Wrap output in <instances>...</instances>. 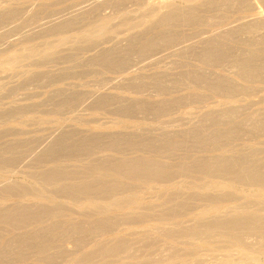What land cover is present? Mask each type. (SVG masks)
<instances>
[{
    "label": "rangeland",
    "instance_id": "rangeland-1",
    "mask_svg": "<svg viewBox=\"0 0 264 264\" xmlns=\"http://www.w3.org/2000/svg\"><path fill=\"white\" fill-rule=\"evenodd\" d=\"M3 1V2H2ZM103 1V0H102ZM105 1H107V0H104V2H101V0H0V5L1 6H3V7H8V8H12V10H14V9H16V10H14V11H11L10 9H8V8H5V12L3 11V13H2V11H1V13H0V25H2L3 26V29H1V26H0V33H2V34H0V42H1V44H0V50L1 49H3V50H1L0 51V112L2 113V114H0L1 116V120H0V131H1V133H0V144H2L1 146H3L4 147V149H1V148H3V147H0V169H2L1 168V164L3 163V162H5V164L6 163H8V165L9 166H5V164H4V166H3V164H2V166L4 167V169H3V171L2 170H0V172H5V174L3 175L2 173H0V185H2L3 183H5L6 181L5 180H7V184H9L10 183V185H15V186H17V185H19L20 187H23L25 190H27L28 188H32L33 190H31V191H36L38 188H37V186H35L36 188L34 189V183L35 182H32L31 180H29L28 179V176L26 175L25 176V174L24 173H26L27 172V174H31V173H36V172H40L41 170L43 171V170H46V169H49V168H51V166H53L54 164H55V162H57V160H58V162H57V165L59 164V166L60 165H62L63 166V164H64V166H67L66 168L67 169H69V168H71V169H76V168H79L78 170H81L82 168H83V166H86L85 164H87L88 162H90V161H93V159L95 160V161H93V162H96L97 160L96 159H100L99 161H104L103 159L104 158H109L110 159V154L112 155V157L114 158V156L115 155H117V154H115L114 152H111V151H106V150H102L101 151V147L104 145V143H108L109 141H110V137H108L107 135H109V136H114V137H117V136H115L116 134L118 135V133H122V131H123V133H122V135H118V136H129L128 138L129 139H131V140H133V143L135 144V143H137L138 144V142L137 141H139V139L141 140V141H139V143H140V145H138L137 146V144L135 145V146H137V148H138V150H137V148L135 147V146H133L134 147V149L136 148V150H134L133 148H132V146L131 145H133V144H131V145H129V146H131V147H129L127 144H124V149H123V147H119V150H120V148H122V150H123V152H124V150H125V152L124 153H126V151H128V149L126 150V148H130L131 149V151H130V149H129V151H128V153H130V154H128V153H126L125 154V156H127V158H131V157H135V156H139L140 158H145V155H146V152H148V151H146V150H141L140 148L142 147L141 146V142H143L144 140H145V138L147 139V140H145V141H148L149 139L151 140H153L154 138H155V140L154 141H157L158 139H162L163 138V140H162V142H166L167 144L168 143H170L169 145H167V147L166 148H172V149H170V151L168 150V149H164L165 150V152L163 153V152H161L159 155L162 157L163 155H167V156H163L162 158L160 157H157V158H159L158 160L156 159V157L154 156V152H152V151H149L150 153H147L148 155L146 156V158L145 159H147V157L149 158V156L150 155H152V157H154L155 159H153L152 157H150L149 159H151V160H156V161H159V162H162L163 164H168V162H169V164L168 165H172V163H173V165H177L176 163H179V164H181V163H184V162H186V163H192V159L193 158H196V156L198 157V158H202V157H204L205 155L206 156H210V155H212V154H209V153H207L206 152V150L205 149H212V146H213V144H220L221 146H226L227 148H235L236 150L235 151H237V152H242V154L245 156V157H247V158H245V157H243V165H246V166H248L250 169H253V170H256V171H258L259 169H261V170H259L261 173L263 172L264 173V143H262V142H264V130L262 131V130H260V132H258V131H255V133L253 132L252 133V131L250 132V134H249V132H245L244 130H242L243 129V123L245 122V123H248V121H246V120H249V123H250V119H243V118H245V115H243V105H241L240 106V108H239V110L237 109L236 111H235V113H232V114H230V115H226L227 116V118H226V116H223L224 114H222V115H220V113L218 114L219 115V117H218V115H217V113H216V115H215V113H211V114H201V113H199L198 115L196 114V113H194V112H197V111H195L196 110V108H197V110H198V107H199V109L201 108V106H199V103H201L200 105H202V106H206L208 103V105H210V102L212 103L213 101H215L216 99H218L217 97H213V98H208V99H210L211 101H208V99H206L207 100V102L205 103L204 102V100H198V102H196V101H194V99H191L190 97H188V95H190L192 98H196V96H199V95H202V94H204L203 96H205V95H209V92L208 91H205L204 89H202V88H200L199 87V89H198V86H196L195 84H193V81L194 80H192L190 77H192V74H193V71L195 70V66H193V65H196V61H195V59H194V57H191V55H190V53L188 54V50H185V52L184 51H182L181 53L180 52H177L176 50H174L175 48L173 47V46H175L176 45V43H177V41H176V43L175 42H173V46L169 43L168 44V42L166 41V36L167 35H171V36H173L172 34H174V36L175 35H180L181 34V36L180 37H182L183 35H185V34H188V33H190L191 32V30H192V28L190 27V25L189 24H191V26H192V24L194 23V22H196L197 21V25L198 24H202V22L203 23H205L206 22V19H207V23L206 24H208L209 23V21H211L212 23H213V21H215V20H218V18H219V22H217V21H215V24L214 25H218L217 23H223V24H229L230 26L233 24L232 22L233 21H235L234 22V25H235V23L237 22V25L239 24V23H243V25H241L240 27H242V33H241V30H237V32H235V34H234V37H236V38H234L232 41H226L225 43H224V47H226V50L228 49V50H230V51H227V54H229L230 56H229V58H228V60L227 59H224V60H226L227 62L230 60V62L229 63H231V65H229V63H226V61H224L223 62V60H222V62H221V64H219L220 65V67L218 66V64H216V65H214V67H212V65H210V66H207V67H205L204 69H205V71H204V69H203V73L205 74V75H207V76H213L212 74H214L215 75V73H217L218 72V74L217 75H219V74H223V72H221V71H224V76H233V78H234V80L236 81V83H238L239 85H241V88L243 89V77L241 76V79L240 78H238L237 79V77H235L239 72L237 71V74L235 75V73H236V71H235V73H234V70H235V67L233 68V69H231L234 65H232V64H234L233 63V60H236V59H240V58H242V59H244V60H251V59H253L254 60V63H256L257 62V64H255L256 65V67H260L259 69L261 70V68L263 69V70H261L262 72H263V74H264V0H222V1H217L216 3H214L213 5H205V6H203V7H198V9H195V11L193 12V15L191 16V18H193V19H189V11L187 12V15H184V13H185V10H186V8H187V5H186V3L185 2H183L182 0H165V2H167V3H169V5H167V7H160V8H158L157 10H155L154 11V13L152 12V14L150 13L149 14V12L143 7V5H141V2H143L142 0H108L107 2H105ZM114 1V2H113ZM132 1V2H131ZM148 1H150V2H156V1H159V0H148ZM231 1L233 2V4L231 3ZM237 1V2H236ZM239 1H242V2H239ZM99 2H101V3H99ZM114 4H113V3ZM140 2V3H139ZM223 2V3H222ZM229 2L231 3V4H229ZM97 3L99 4V5H97ZM106 3V4H105ZM111 3V4H110ZM185 3V4H184ZM239 3L240 4H242V5H240V7H239ZM96 4V5H95ZM135 4V5H134ZM139 4V5H138ZM225 4H227L226 6H224ZM238 6H237V5ZM224 7H223V6ZM231 5V7H228V6H230ZM235 5V6H234ZM142 6V7H141ZM207 6H209V8L207 7ZM214 7V8H213ZM232 7H236V8H232ZM145 10H144V9ZM209 9V10H207V9ZM223 8V9H222ZM228 8H230V9H228ZM8 11H10L11 13H13V15H11V17L10 16H7V20H6V15L4 16V14H6V12H7V10ZM97 9V10H96ZM215 9V10H214ZM221 9H222V11H221ZM226 9H228V10H226ZM240 9H241V11H240ZM243 9V10H242ZM184 10V11H183ZM197 10V11H196ZM219 10H220V12H219ZM159 11V12H158ZM208 11V12H207ZM210 11V12H209ZM218 11V12H217ZM230 11V12H229ZM234 11V13H232ZM145 12V13H144ZM184 12V13H183ZM105 13V14H104ZM156 13H158V14H162V15H158V14H156ZM216 13H219V14H217L216 15ZM224 13V14H223ZM93 14L95 15V16H93ZM98 14H100V15H98ZM146 14H147V16H146ZM163 14H164V16H163ZM186 14V13H185ZM195 14V15H194ZM199 14V17H198V19H196L195 18V16H197ZM243 14V15H242ZM96 15H98V17L96 16ZM103 17H102V16ZM108 15V16H107ZM146 17H145V16ZM220 15L221 16H223L222 18L220 17ZM227 15V16H226ZM230 15V16H229ZM3 16V17H2ZM159 16L161 17L160 19H159ZM181 16H183V17H181ZM194 16V17H193ZM204 16V17H203ZM216 16H219L218 18L216 17ZM241 16L243 17V18H241ZM10 17V18H9ZM13 17H15V18H13ZM97 17V18H96ZM158 17V19H155V18H157ZM202 18L201 20L199 19V18ZM205 17H206V19H205ZM209 17L211 18V19H209ZM215 17L217 18V19H215ZM224 17H226V18H224ZM236 17V18H235ZM238 17H240L241 19H243V20H239L238 19ZM112 18V19H111ZM182 18V19H181ZM183 18H186V19H183ZM203 18H204V20L205 21H203ZM228 18H230V19H228ZM1 19H4V20H1ZM13 19V20H12ZM98 19H102V20H98ZM105 19H108V21H107V27H109V29L111 30V32H108V33H110V34H107V35H103V36H101V37H99L100 39V41L99 40H93V41H91V42H94V44L95 45H97V47L99 48L100 46H101V44H104L103 45V47H106L105 49H103L104 50V52L105 51H107V49H109L110 50V48L111 49H113V51L111 50V51H109L110 53H108V51L107 52H103V51H101L100 53H104L105 54V56H108V57H117L118 58V56L119 55H121V54H119L121 51H122V48L120 47V46H123L124 44H119V50L117 49L116 51H115V47L113 46V44L114 43H112V41H109L110 43H106L109 39H110V36L113 34V35H115V34H119L120 33V35H121V33L123 32H126L125 30L128 28V26H127V28H126V24L125 23H127V24H132V23H136V22H138V23H140V24H142L141 25V31L140 30H138L139 31V34H143V35H145L144 37H146V38H148L149 40H154V43H155V45L154 44H151V45H153L154 47H155V53L154 54H152L153 53V50H151L152 48H153V46H149V44L150 43H152V41L150 42V43H146L147 42V40H141V41H139V42H137V43H135L136 41H133L134 42V44L132 43V45H130V46H127V44H125L124 45V47H132V48H130V53L128 52V55L126 54L125 56L127 57V56H130V54H131V56L128 58H126L125 56H124V60H126L127 61V59H131V61L130 60H128V61H130V63L129 64H135V65H132L131 64V66H129V64H126V65H128L130 68H132L133 67V69H130V68H128V66L127 67H125V69L126 68H128V69H123L124 71H126V72H128V73H126L127 74V76H128V74L130 75V77H132V81L133 82H136V83H134V84H132L133 82H129V80H124V83L122 82L123 80H122V78L120 77V75L122 76V74H125L124 73V71L123 72H121L120 70H118V71H120L119 72V74H118V72H117V70H116V67L115 66H113L112 64H110L109 62H106L107 60H105L104 61V59H105V56H104V54L102 53V55L103 56H101V54L100 53H98V55H96V53L93 51V50H90L89 48H91L92 49V47L91 46H94V44L93 43H90V47L88 48V46H89V43L88 44H85V45H81V47L79 48H77L76 46V44H77V42H76V40L72 37L73 36V34H75L79 29L81 30V29H83V28H85L86 26V28L85 29H87V28H89L90 27V25H89V23H91V25H95L97 22L99 23H101L103 20L104 21H106ZM127 21H126V20ZM190 20L189 22H186V21H188V20ZM209 19V20H208ZM212 19H213V21H212ZM234 19V20H233ZM236 19L237 20H239V22L238 21H236ZM110 20H112V21H110ZM122 20V21H121ZM153 20V21H152ZM159 22H158V21ZM193 20V23L191 22ZM202 21V22H200V21ZM225 20V21H224ZM3 21V22H2ZM21 21V22H20ZM109 21L111 22V23H109ZM125 21V22H124ZM141 21V22H140ZM149 21V22H148ZM157 21V22H156ZM220 21H222V22H220ZM243 21V22H242ZM92 22H93V24H92ZM124 24H123V23ZM145 22V23H144ZM154 22V23H153ZM210 22V23H211ZM225 22V23H224ZM95 23V24H94ZM97 23V24H98ZM117 23H119V24H117ZM121 23L123 24V25H121ZM156 23V24H155ZM211 23V24H212ZM116 27H114L113 25ZM116 24V25H115ZM144 24V25H143ZM153 24V25H152ZM210 24V25H211ZM212 24V25H213ZM16 25V26H15ZM19 25V26H18ZM112 25V26H111ZM121 25V26H120ZM125 25V26H124ZM149 25V26H148ZM151 25V26H150ZM120 26V29L118 28V27ZM152 26H154V27H152ZM196 26V24H194L192 27H195ZM199 26V25H198ZM112 27V28H111ZM144 27V28H143ZM148 27H150V28H148ZM114 28V29H113ZM149 29V30H147V29ZM153 28V29H152ZM179 28V29H178ZM183 30H182V29ZM191 28V29H190ZM119 29V31L121 30V32H118L117 30ZM124 29V30H123ZM143 29H146V30H143ZM152 29V31L150 32V30ZM187 29V30H186ZM240 29V28H239ZM52 30V31H51ZM109 30V31H110ZM114 30V31H113ZM180 30V31H179ZM115 33V31H116V33L114 34L113 32ZM143 31V32H142ZM145 31H147V33L145 32ZM176 31H179V33L178 32H176ZM171 32V33H170ZM173 32H175V33H173ZM58 33H60V34H58ZM112 33V34H111ZM177 33V34H176ZM237 33V34H236ZM138 34V33H137ZM152 34H154V35H152ZM112 35V36H113ZM151 35H152V37H151ZM165 35V36H164ZM170 35H169V37H170ZM236 35V36H235ZM108 37L109 36V39H105L106 40V42H104L105 40H104V38L105 37ZM60 37H65L66 38V42H60L59 43V39H60ZM103 37V38H102ZM153 37H155V38H153ZM163 37H165V39L163 38ZM168 36H167V38H169ZM175 37H179V36H175ZM240 37V38H239ZM3 38V39H2ZM59 38V39H58ZM103 40H102V39ZM162 38V39H161ZM242 38V39H241ZM56 39H57V41H56ZM98 39V38H97ZM156 39H158V40H156ZM164 39V40H163ZM241 39V40H240ZM55 40V41H54ZM162 42H164L163 44H164V46H167V48H165L162 44H161V46H160V42L161 41ZM193 40V39H192ZM191 40V41H192ZM4 41V42H3ZM45 41H49V42H51L50 44H54L53 46L52 45H50V44H48V43H46ZM53 41V42H52ZM99 41V42H98ZM159 44V45H157L156 44V42ZM167 42V44H166V42ZM194 41H195V39H194ZM241 41V42H240ZM2 42H3V44H2ZM193 42V41H192ZM46 43V44H45ZM63 43H65V44H63ZM97 43H101V44H99L100 46H98V44ZM144 43V44H143ZM174 43H175V45H174ZM239 43V44H238ZM59 44H62V45H60L59 46ZM109 44H110V46H109ZM131 44V43H130ZM136 44V45H135ZM148 44V50H146V52H148V53H145V52H141V50L142 49H140V51L139 52H137L139 49L138 48H142V45H147ZM227 44H229V45H231L233 48H230V46L228 45V46H226ZM39 45V46H38ZM47 45V46H46ZM50 47H49V46ZM55 45H57V47L55 46ZM76 45V46H75ZM115 45V44H114ZM134 45V46H133ZM141 45V46H140ZM173 47V49L171 50V46ZM2 46V47H1ZM13 48H12V47ZM27 46H29V47H27ZM31 46H32V48H31ZM36 46V47H35ZM82 46H84V47H82ZM87 46V47H86ZM109 48H108V47ZM112 46H113V48H112ZM140 46V47H139ZM158 48H157V47ZM163 46V47H162ZM234 46H235V48H234ZM46 47V48H45ZM49 47V48H48ZM53 47V48H52ZM102 47V46H101ZM135 47V48H134ZM159 47H161V48H159ZM227 47H229V48H227ZM237 47V48H236ZM8 48V49H7ZM10 48V49H9ZM25 48V49H24ZM28 48H30V49H28ZM41 48V49H40ZM84 48H87V49H84ZM242 48H243V50H242ZM16 49V50H15ZM27 49V50H26ZM126 49V48H125ZM154 49V48H153ZM157 49V50H156ZM169 51V50H171V51H167V50ZM225 49V48H224ZM232 49V50H231ZM240 49V50H242V51H238V50ZM6 50H8V51H6ZM24 50H25V52H24ZM33 50H35V52L33 51ZM40 50H44L45 51V53H48V55H50L49 53H51V55L48 57V55H47V60L43 57L42 58V56H39V55H41L40 53H41V51ZM121 50V51H120ZM162 50V51H161ZM166 51V53L168 52L169 54H171V57H170V55L168 56L167 54H166V56H168V58H166L165 57V55L163 56V54H165V52L163 53V51ZM235 50H236V52H235ZM3 51V52H2ZM27 51H28V54L30 53V55H28L27 56ZM33 51V52H32ZM37 51V52H36ZM49 51V52H48ZM52 51L54 52L53 54H52ZM115 51V55L113 54V52ZM118 51H120V52H118ZM156 51H158V53L156 52ZM176 51V52H175ZM15 52H17V53H15ZM38 52H39V54H38ZM112 52V53H111ZM122 52H124V51H122ZM121 52V53H122ZM174 52V53H173ZM183 52H184V54H183ZM187 52V53H186ZM229 52V53H228ZM233 52V53H232ZM17 54V57H16V55L15 54ZM107 53L108 54H110V56L109 55H107ZM118 55H117V54ZM135 53V54H134ZM143 54L144 55V53H145V55L143 56V55H141V57L142 58H140L139 56H140V54ZM151 53V56H152V58H150V57H148V55ZM175 53H178L177 55L175 54ZM234 53H237V54H234ZM241 53H243L242 55H241ZM100 54V55H99ZM123 54V53H122ZM133 54V55H132ZM147 54V55H146ZM156 54V56H154L153 57V55H155ZM160 54H162V56L160 57ZM173 54H175V56L173 55ZM235 56H234V55ZM9 56L10 58H8V57H6V56ZM26 55V56H25ZM124 55V54H123ZM139 55V56H138ZM183 55V56H182ZM188 55H190V57H188ZM251 55V56H250ZM4 56H5V58H4ZM12 56V57H11ZM36 58H35V57ZM101 56V58H99ZM140 58V59H138V57ZM192 56H194V55H192ZM232 56V59L230 58ZM238 56H240V57H238ZM26 57V58H25ZM27 57H29V58H27ZM95 57V58H94ZM122 57V56H121ZM147 57V58H146ZM155 57H157V58H155ZM159 57V58H158ZM166 59H165V58ZM188 57V58H187ZM233 57H234V59H233ZM235 57H237V58H235ZM254 57H255V59H254ZM262 57V58H261ZM15 58H16V60H15ZM42 58V59H41ZM107 58V57H106ZM115 58H111L112 60H114ZM116 58V59H117ZM148 58H150L151 60H153V58H154V61H150V59H149V61H145V64L143 63V59H146V60H148ZM164 58V59H163ZM178 58V59H177ZM191 58L193 59V60H191ZM257 58V59H256ZM9 59V60H8ZM10 59H11V61H10ZM37 59H40V60H37ZM45 59V60H44ZM89 59V60H88ZM92 59H94V60H92ZM98 60V62H96L97 60ZM115 59V60H116ZM132 59H133V61H132ZM142 59V60H141ZM156 59V60H155ZM160 59H162L160 62H158L157 63V66H156V62L158 61V60ZM92 60V61H91ZM99 60H103V61H99ZM140 60L142 61L141 63H140ZM181 60V61H180ZM184 60V61H183ZM232 60V61H231ZM7 61H9L10 63H12V64H10L9 62H7ZM91 61V62H90ZM126 61H124V62H126ZM137 61V62H136ZM156 61V62H155ZM187 61V62H186ZM189 61V62H188ZM3 62V63H2ZM5 62V63H4ZM7 62V63H6ZM42 62V63H41ZM96 62V63H95ZM103 62H104V64H103ZM134 62V63H133ZM136 62V63H135ZM150 62V63H149ZM155 64V65H152L153 63ZM164 62H165V64H164ZM181 62V65L179 64ZM187 64H186V63ZM193 62V63H192ZM143 63V64H142ZM170 63V64H169ZM183 63V64H182ZM9 64H10V66H9ZM37 64H39V65H37ZM101 64V65H100ZM140 64H142V65H144V66H140ZM148 64V65H147ZM178 66H177V65ZM184 64H186V65H184ZM224 64V65H223ZM226 64V65H225ZM229 66H228V65ZM6 65H7V67H6ZM93 65V66H92ZM100 65V66H99ZM108 65H110V66H108ZM111 65L113 66V67H111ZM171 65H173V67L171 66ZM182 66L181 68H180V66ZM191 65V66H190ZM259 65V66H258ZM261 65V66H260ZM3 66V67H2ZM9 66V67H8ZM153 66V67H152ZM186 66V67H185ZM228 66V67H227ZM232 66V67H231ZM93 67V68H92ZM115 67V68H114ZM176 67V68H175ZM210 67V69L212 68V70H210V69H207V68H209ZM217 67V68H216ZM222 67V68H221ZM225 67V68H224ZM103 68H105V69H103ZM115 70H114V69ZM135 68V69H134ZM175 68V69H174ZM192 68V69H191ZM221 69L220 71H217V69ZM224 68V69H223ZM230 68V69H229ZM181 69V70H180ZM186 69H188V70H186ZM218 69V70H219ZM228 69V71H229V73H228V71H226ZM53 70V71H52ZM134 72H133V71ZM159 70V71H158ZM177 70V71H176ZM184 70H185V72H184ZM193 70V71H192ZM206 70H208L207 72H206ZM209 70H210V72H209ZM215 70V72L214 73H211V72H213ZM29 71V72H28ZM45 71V72H44ZM48 71H49V73H48ZM130 71V72H129ZM179 71V72H178ZM181 71H183V74H182V72ZM233 72V74L235 75H233V74H231L232 72ZM39 72V73H38ZM67 72V73H66ZM71 72V73H70ZM73 72V73H72ZM131 72L134 74H137V73H139L140 75H143L142 77H143V79H142V77H140V75L139 74H137L136 75V77L139 75V77L138 78H136V77H134L133 78V75L131 74ZM143 74H142V73ZM192 72V73H191ZM221 72V73H220ZM27 73V74H26ZM34 73V74H33ZM35 73H38L37 75L35 74ZM56 73H57V75H56ZM59 73H62V74H59ZM41 74V75H40ZM56 76H54V75ZM59 74V75H58ZM104 74V75H103ZM125 74V75H126ZM156 74V76H154V75ZM263 74H261V77L262 78H264L263 77ZM40 77H39V76ZM43 75V76H42ZM48 75V76H47ZM61 75V76H60ZM132 75V76H131ZM149 75H150V77H149ZM152 75H153V78H154V80L152 79ZM159 75V76H158ZM168 77H167V76ZM239 75H237V76H239ZM105 76V77H104ZM146 76H148V78H150V79H148V80H146L147 78H146ZM158 76V77H157ZM160 76H161V78H160ZM187 78H186V77ZM190 76V77H189ZM239 76V77H240ZM29 77H31V78H29ZM42 77H46V79L47 78H49V79H45V78H42ZM102 77H103V79H102ZM119 77L121 78V79H119ZM125 77V76H124ZM155 77H157V79L155 78ZM177 77V78H176ZM178 77H179V79H178ZM214 77H216V76H214ZM39 78H40V80H39ZM55 78V79H54ZM105 78V79H104ZM114 78H115V81H113L114 80ZM136 78V79H135ZM139 78H141L140 80H144L145 79V81H141L142 83H140L139 84ZM158 78H160L159 80H160V82H162V83H160V86H165V88L166 89H168L169 90V88L168 87H170V89H172L173 90V93H170V95H169V91H171V90H169V91H167L168 92V94H167V97L164 95V92L165 93H167L166 91H162L161 89H160V87H159V89H160V93H159V90L156 88L157 87V84H159V80H158ZM165 78V79H164ZM168 80H167V79ZM188 78H190V79H188ZM236 78V79H235ZM43 79V80H42ZM52 79H54V80H52ZM111 79V80H110ZM113 79V80H112ZM117 79H118V81H117ZM139 81H138V80ZM174 79V80H173ZM212 79H213V77H212ZM240 79V81H237V80H239ZM41 80H42V82H41ZM44 80H46V82L44 81ZM108 80V81H107ZM153 80V81H152ZM158 80V81H157ZM175 80L177 81V82H175ZM181 80H183L184 81V85H182L183 84V81H181ZM113 81V82H112ZM154 82V83H152V82ZM156 81V82H155ZM168 81V82H167ZM173 81V82H172ZM180 81V82H179ZM48 82V83H47ZM56 82V83H55ZM106 82V83H105ZM122 82V83H121ZM127 82H129L128 84H129V86H128V84H127ZM158 82V83H157ZM170 82H171V84H170ZM182 82V83H181ZM103 83H105V84H107V85H104ZM152 83V84H151ZM172 83H175V84H172ZM180 86H178L177 84ZM188 83V84H187ZM192 83V84H191ZM242 83V84H241ZM263 84H264V82H262ZM46 84H48V85H46ZM53 84V85H52ZM75 86H74V85ZM99 84V85H98ZM104 85L103 87L101 86V85ZM112 84H113V86H112ZM132 84V86L133 87H130V85ZM148 84V85H147ZM151 84V85H150ZM154 84V85H153ZM163 84V85H162ZM186 84H187V86H186ZM2 85V86H1ZM71 85V86H70ZM123 85V88L121 87ZM125 85H127V87H129V90L127 91V87L125 86ZM134 85H135V88H134ZM136 85H141L140 86V88H139V86H136ZM154 86V88H153V86ZM156 85V86H155ZM171 85H177V87H175V86H171ZM48 86V87H47ZM68 86V87H67ZM149 86V87H148ZM168 86V87H167ZM189 86L192 88V86H193V88L191 89V88H189ZM197 88H196V87ZM264 86V85H263ZM10 87H11V89H10ZM94 87V88H93ZM116 87H119V88H116ZM147 89H146V88ZM151 87V88H150ZM171 87H174L175 89H173V88H171ZM186 87H188V89L186 88ZM4 88V89H3ZM8 88V91L6 90ZM56 88H57V90H56ZM60 88H62V89H60ZM77 90H76V89ZM83 88L85 89V91L83 90ZM100 88V89H99ZM103 88V89H102ZM111 88H113V89H111ZM132 88V89H131ZM142 88H144L143 90H144V92H143V90H142ZM155 88L158 90H155ZM183 88V89H182ZM186 88V89H185ZM196 88V89H195ZM10 89V90H9ZM68 89V90H67ZM81 90V91H78V90ZM105 89V90H104ZM106 89H108V90H106ZM121 89V90H120ZM122 89H123V91L124 90H126V91H122ZM146 89V90H145ZM150 89V90H149ZM71 92H70V91ZM74 90H76V92L74 91ZM91 90V91H90ZM133 90V91H132ZM175 90V91H174ZM184 90H186V93H183V92H185ZM189 90H190V93H189ZM191 90H193L192 92H191ZM199 90H201L200 91V93H198L199 92ZM43 91V92H42ZM51 91V92H50ZM66 91V92H65ZM74 91V92H73ZM82 91H83V93L84 94H90V95H92V97H94L95 95V93H96V97L95 98H91V99H93L92 101L93 102H90L89 103V101H91V99H87L88 100V103L87 102H84V100L85 101H87L86 99H84V98H90V95L88 94H86L87 96H83L82 98H81V95L80 94H82L83 95V93H82ZM102 91V92H101ZM107 91V92H106ZM116 91V92H115ZM132 91V92H131ZM138 91V92H137ZM139 91H140V93H139ZM152 91V92H151ZM162 91V92H161ZM197 91V92H196ZM50 92V93H49ZM52 92H54V93H52ZM57 92V93H56ZM60 92H62V93H60ZM68 92V93H67ZM69 92L71 93V94H69ZM79 92H80V94H79ZM86 92V93H85ZM92 94H91V93ZM93 92H94V94H93ZM98 92V93H97ZM109 92V93H108ZM131 92V93H130ZM157 92V93H156ZM172 92V91H171ZM179 92V93H178ZM194 92V93H193ZM205 92H207V93H205ZM43 95H42V94ZM56 93V94H55ZM59 93V94H58ZM75 93V94H74ZM101 93V94H100ZM115 93V94H114ZM147 93V94H146ZM176 95H175V94ZM181 93H183V94H181ZM197 94L195 97L193 96V94ZM202 93V94H201ZM38 94H40V95H38ZM47 94V95H46ZM49 94V95H48ZM51 94V95H50ZM64 94H66V95H64ZM97 94L99 95V98H98V96H97ZM105 94V95H104ZM112 94V95H111ZM172 94H174V95H172ZM180 94H181V98H183V96L184 97H187V98H185V101L188 99V98H190L191 99V101L193 102H191L190 101V99L189 100H187V102H185V103H188V101H190L189 103H192L191 104V106L190 107H187V105L189 106L190 104L188 103V104H182L183 106V108L181 107V104L179 105L181 108H177V106L175 107V108H173L172 109V106H171V104L168 106V108H169V110L167 111V113H166V111L163 113V114H161V115H163V117L161 116V115H154V113L150 110L152 107H160V103H162V102H169V103H171L172 101H169L170 99H172L173 98V100H174V96H175V100H176V98H179L180 97ZM185 94H187L186 96H185ZM192 94V95H191ZM53 95H57L56 97H54ZM60 95V96H59ZM67 95H69V96H67ZM79 96V98H81L82 99V101L85 103V105L82 103V101H80L82 104V107H81V105H79L80 104V102H79V104H72V99L70 98L71 96ZM101 95H104L103 97L101 96ZM163 95V96H162ZM172 95V96H171ZM183 95V96H182ZM52 96V97H51ZM63 96V97H62ZM116 98H115V97ZM123 98V97H125V100H126V97L130 100V99H137L135 102L134 101H132V103H131V101H129V100H123L121 97ZM159 96V97H158ZM165 96V97H164ZM168 96H169V98H168ZM47 97V98H46ZM61 97V98H60ZM70 99H69V98ZM130 97V98H129ZM134 97V98H133ZM171 97V98H170ZM45 98V99H44ZM48 98H49V100H48ZM68 98V99H67ZM73 98V97H72ZM102 98V99H101ZM112 98H113V100H112ZM117 98H120V99H117ZM18 99H20V100H18ZM98 101H97V100ZM107 99V100H106ZM115 99H116V102H115ZM139 99V100H138ZM140 99H142L143 101H145V102H143L142 100L140 101ZM145 99V100H144ZM149 99V100H148ZM163 99H165L166 101H164ZM48 100V101H47ZM64 100H66V102L64 101ZM68 100H70L69 102H70V104H69V102H68ZM106 102H104V101ZM163 100V101H162ZM179 100V99H178ZM64 101V102H63ZM102 102V104H101V102ZM108 101H110V102H108ZM120 101V102H119ZM123 101V102H122ZM129 101V102H128ZM146 101H147V103H149V104H147L146 103ZM156 103H155V102ZM157 101H159V102H157ZM160 101H162V102H160ZM202 101V102H201ZM6 102H7V104H6ZM38 102V103H37ZM73 102H75V101H73ZM78 102V101H77ZM97 102H99V103H97ZM108 102V103H107ZM115 102V103H114ZM134 102V103H133ZM138 102V103H137ZM142 102H143V109L142 108H139L140 106L142 107V105H140V104H142ZM14 105H13V104ZM16 103V104H15ZM42 103V104H41ZM94 103V104H93ZM113 103V104H112ZM118 105H117V104ZM120 103H122L121 105H120ZM127 103V104H126ZM136 103V104H135ZM145 103V104H144ZM153 105H152V104ZM156 104V106H155V104ZM173 103V102H172ZM184 103V102H183ZM204 103H205V105H204ZM6 104V105H5ZM9 104V105H8ZM20 104V105H19ZM22 104V105H21ZM29 104V105H28ZM30 104H32V106H30ZM64 104V105H63ZM66 104V105H65ZM67 104H68V106H67ZM75 105V106H73L72 107V105ZM96 104H97V107H96ZM101 104V105H100ZM110 104V105H109ZM112 104V105H111ZM133 104V105H132ZM157 104H159L158 106H157ZM174 104V103H173ZM172 104V105H173ZM197 104V105H196ZM243 104V103H242ZM14 106V107H11V108H9V106ZM15 105L18 107H15ZM19 105V106H18ZM39 105V106H38ZM70 105V106H69ZM84 105V106H83ZM87 105V106H86ZM95 105V106H94ZM105 105V106H104ZM113 105H115V106H113ZM116 105H117V107H116ZM125 105H126V107H128L127 109H124V110H126V111H122V109L123 108H126L125 107ZM129 105H130V107H129ZM135 105L137 106V109H136V107H135ZM140 105V106H139ZM196 105V106H195ZM23 106H25V107H23ZM30 106V107H29ZM34 106V107H33ZM38 106V107H37ZM67 106V107H66ZM77 106V107H76ZM93 106V107H92ZM133 106V107H132ZM151 106V107H150ZM163 106V105H162ZM20 107V108H19ZM23 107V108H22ZM33 107V108H32ZM71 107V108H70ZM96 107V108H95ZM112 107V108H111ZM119 107H120V109H119ZM147 107H149V111H148V108H147V111H145L146 110V108ZM185 107H187V108H185ZM196 107V108H195ZM7 108H9V109H13V108H16V110L14 109L13 111H19V112H13V113H11L10 111H9V109H7ZM41 109V110H33V109ZM89 110H88V109ZM92 108H93V110H92ZM103 108V109H102ZM109 108V109H108ZM122 108V109H121ZM133 108H135V110L133 109ZM177 108V109H176ZM189 108V109H188ZM4 109V110H3ZM77 109V110H76ZM95 109V110H94ZM116 109H117V111H116ZM141 109V110H140ZM145 109V110H144ZM176 109V110H175ZM190 109H195V110H190ZM203 109V107L201 108V110ZM2 110V111H1ZM107 110H109V111H107ZM121 110V111H120ZM132 110V111H131ZM142 110H144V111H142ZM204 110V109H203ZM202 110V111H203ZM5 111V112H4ZM8 111V112H7ZM80 111V112H79ZM84 111V112H83ZM119 111V112H118ZM127 111H130V112H127ZM135 111V113H132V112H134ZM187 111H188V113H187ZM200 111V110H199ZM198 111V112H199ZM76 112V113H75ZM79 112V114H80V117H79V115L77 114ZM124 112V113H123ZM143 112V113H142ZM144 112H146V113H144ZM148 112H150L149 114H148ZM177 112V113H176ZM191 112V114H189ZM197 112V113H198ZM3 113H6V114H4V116H3ZM8 113V114H7ZM12 115H11V114ZM21 113V114H20ZM71 113H74V114H72L71 115ZM87 113H89V115L87 114ZM139 113H142V114H140L139 115ZM152 113V114H151ZM240 114V115H237V114ZM14 114V115H13ZM16 114V115H15ZM19 114V115H18ZM77 114V117L75 116ZM137 114V115H136ZM144 114V115H143ZM165 114V115H164ZM175 116H174V115ZM187 114V115H186ZM194 114V115H193ZM71 115V116H70ZM143 115V116H142ZM197 117H196V116ZM200 115H202V116H200ZM205 115L207 116V117H205ZM236 115V116H235ZM2 116H3V118H2ZM13 116V117H12ZM76 117V118H73V117ZM82 116V117H81ZM105 116V117H104ZM153 116H155V117H153ZM181 116V117H180ZM221 116V117H220ZM231 116V117H230ZM237 116H239V117H237ZM5 117V118H4ZM7 117V118H6ZM8 117H9V119H8ZM12 117V118H11ZM71 117V118H70ZM86 117H87V119H86ZM94 117V118H93ZM95 117H96V119H95ZM154 119H153V118ZM160 119H159V118ZM162 117V118H161ZM192 117V118H191ZM195 117V118H194ZM203 117H205L204 119L206 120V122H204L205 120L204 119H202ZM212 117H214V118H216V119H214V118H212ZM218 117V118H217ZM223 117V118H222ZM229 117V118H228ZM234 117H235V119H234ZM14 118H16V119H14ZM81 118H83V121H82V119ZM155 118H157V119H155ZM174 118V119H173ZM176 118V119H175ZM177 118H179V119H177ZM198 118H200V119H198ZM209 118H211V119H209ZM4 119H7V120H4ZM11 119H12V121H11ZM76 119H78V120H76ZM86 119V120H85ZM90 119V121H88ZM153 119V120H152ZM167 119V120H166ZM191 119V120H190ZM197 119V120H196ZM226 119H228V120H226ZM232 119V121H230V120ZM241 119V120H240ZM66 120V121H65ZM68 120V121H67ZM93 122H92V121ZM174 120H177V121H174ZM181 120V121H180ZM184 120H186V121H184ZM189 120V121H188ZM196 120V121H195ZM207 120H208V122H207ZM213 122H212V121ZM222 120H224V121H222ZM7 121V122H6ZM58 121V122H57ZM61 121V122H60ZM81 121V122H80ZM164 121V122H163ZM166 121H168V122H166ZM170 121H171V123H170ZM174 121V122H173ZM183 121V122H182ZM195 121V122H194ZM198 121V122H197ZM202 121L204 122V123H202ZM210 121V122H209ZM214 121H216V122H214ZM222 123H221V122ZM238 121V122H237ZM241 121H243V122H241ZM60 122V123H59ZM177 122V123H176ZM180 122V124H178ZM201 122V125H199V123ZM217 122H219L220 123V125H219V123H217ZM226 124H225V123ZM240 122H241V124H240ZM58 125H57V124ZM149 123V124H148ZM156 123V124H155ZM161 123V124H160ZM173 123V124H172ZM176 123V124H175ZM194 123V124H193ZM208 123V124H207ZM212 123V124H211ZM214 123L216 124V125H214ZM234 123H235V125H234ZM61 124H62V126H61ZM67 126H66V125ZM151 124V125H150ZM154 124V125H153ZM191 124V125H190ZM193 124V125H192ZM197 124V125H196ZM224 124V125H223ZM236 124H237V126H236ZM239 124V125H238ZM64 125V126H63ZM127 125V126H126ZM130 125H132V126H130ZM165 125V126H164ZM178 127H177V126ZM74 126V127H73ZM76 126V127H75ZM129 126V127H128ZM134 126H136V127H134ZM148 126H150V128L148 127ZM162 126V127H161ZM173 126V127H172ZM199 126H200V128H199ZM234 126H236V127H234ZM55 127L57 128V129H55ZM63 127V128H62ZM66 127V128H65ZM68 127V128H67ZM74 129H72V128ZM127 127V128H126ZM147 127V128H146ZM155 127V128H154ZM189 127H191V130H190V128ZM203 127V128H202ZM232 127V128H231ZM239 127H241V129L239 128ZM46 128H49V129H45ZM59 128V129H58ZM61 128V129H60ZM65 128V129H64ZM78 128H80V129H78ZM87 128V129H86ZM92 128V129H91ZM152 128H154V129H152ZM185 128V129H184ZM193 128L195 129L194 131H193ZM197 128V129H196ZM217 128V129H216ZM228 128H230L231 129V131L228 129ZM237 128L239 129V130H237ZM54 129L55 130H59V131H54ZM66 129H69V130H71V131H66ZM78 130V131H75V130ZM121 129V130H120ZM125 129V130H124ZM135 129V130H134ZM149 129V131H147V130ZM156 129V130H155ZM175 129V130H174ZM178 129V130H177ZM183 131H182V130ZM216 131H215V130ZM220 129V130H219ZM228 129V130H227ZM237 131H236V130ZM74 132H73V131ZM83 130H86V131H83ZM92 130V131H91ZM141 130V131H140ZM143 130H145V131H143ZM158 130V131H157ZM170 130V131H169ZM172 130H173V132H172ZM188 130H189V132H188ZM200 130V131H199ZM98 131V132H97ZM109 131V132H108ZM124 131H125V133H124ZM152 131V132H151ZM154 131V132H153ZM165 131V132H164ZM178 131H181V132H178ZM187 132V133H185V132ZM211 131V132H210ZM220 131H221V134H219L220 133ZM223 131H225V132H223ZM227 131H229V133H226ZM232 131H235V133L233 132V134H232ZM241 131H242V133H241ZM54 132H56L55 134H54ZM65 132H66V134H65ZM111 132H113V133H111ZM116 134H115V133ZM128 132V133H127ZM135 132L137 133V132H139V133H137L136 134V136L134 135L135 134ZM145 132V133H144ZM183 132V133H182ZM197 132H198V134H197ZM217 132H218V134H217ZM222 132H223V134H222ZM231 132V133H230ZM240 132V133H239ZM68 133V134H67ZM76 133H77V135H76ZM92 133V134H91ZM97 135H96V134ZM108 133V134H107ZM133 133V134H132ZM141 133H142V135H141ZM165 134V135H167L166 137H165V135L163 134V135H161V134ZM170 133V134H169ZM174 133H176V136H175V134ZM186 135H185V134ZM211 133V134H210ZM237 133V135L238 134H240V135H235ZM245 133V134H244ZM261 135H260V134ZM54 134V135H53ZM82 134H83V136H82ZM88 136H86V135ZM103 134H106V136H103L104 138H102V141H101V136L103 135ZM114 134V135H113ZM123 134H125V135H123ZM143 134L145 135V136H143ZM156 134V135H155ZM159 134V135H158ZM180 134V135H179ZM181 134H184V135H182L181 136ZM206 134V135H205ZM214 134V135H213ZM228 134V135H227ZM247 134V135H246ZM53 135V136H52ZM58 135H59V137H58ZM89 135H95V136H98V135H100V136H98L99 137V139H98V137H96L97 139L95 140V136H94V139H93V136H92V139H91V136H89ZM134 136V137H132L131 138V136ZM141 135V136H140ZM147 135V136H146ZM180 137H179V136ZM196 135V136H195ZM199 135V136H198ZM200 135H201V137H200ZM212 135V136H211ZM222 135H224V137H222ZM232 135V136H231ZM241 135H242V137H241ZM254 135V136H253ZM260 135V136H259ZM51 138H50V137ZM55 136V137H54ZM57 136V137H56ZM126 136V137H127ZM139 136V137H138ZM152 136H153V138H152ZM174 136V137H173ZM198 136V137H197ZM213 136H216V139H217V141H216V139L213 137ZM219 136V137H218ZM220 136H221V138H220ZM226 136H228V137H226ZM52 137H54V138H52ZM61 137V138H60ZM63 137H65L64 139H66L65 141L64 140H62L63 139ZM67 137H68V139H67ZM80 137L81 138H83V140L82 139H80ZM85 137V138H84ZM105 137H107V138H105ZM167 138L166 140H165V138ZM225 137H226V140H225ZM235 137V138H234ZM247 137V138H246ZM46 140H45V139ZM48 138V139H47ZM58 138V139H57ZM59 138H60V140H59ZM69 138H70V140L71 139H73V140H75V141H73V140H71L76 146L75 147H78V149L76 148L75 149V147H73L74 145H71L69 142H70V140H69ZM109 138V139H108ZM113 138V137H112ZM144 138V139H143ZM210 138V139H209ZM211 138H212V140H211ZM218 138L220 139V140H218ZM233 138V139H232ZM250 138V139H249ZM53 139H55V140H53ZM77 139H79V140H82V142H78V140ZM89 139H91V140H89ZM104 139V140H103ZM157 139V140H156ZM170 139V140H169ZM203 139V140H202ZM206 139V140H205ZM207 139L208 140H211L210 142L211 143H208L209 141H207ZM214 139H215V141L216 142H214ZM224 139V140H223ZM231 139V140H230ZM239 139H242V140H239ZM262 139H263V141H262ZM43 140H45V142L43 143ZM56 140H58L59 141V144L60 145H62V148L64 149H62L67 155H68V153L70 152V153H72V154H70L69 153V155H70V157H66L65 155H64V157H63V155L62 154H65L62 150V152L60 151V148L59 147H61L59 144H58V142H57V144H55L56 143ZM76 140H77V142H76ZM134 140H135V142H134ZM165 140V141H164ZM169 140V141H168ZM176 141V143H177V141H178V143H177V145H175L176 143L175 142H170V141ZM182 140H183V142H182ZM189 141V143H187V144H185L187 141ZM205 140V141H204ZM244 140V141H243ZM252 140V141H251ZM53 141L55 142V143H53ZM62 141V143H60ZM63 141H64V143H66L65 145H67V146H69V147H66L64 144H63ZM87 141H89V142H87ZM103 143L102 144V146L100 147V145H101V142ZM262 141V142H261ZM10 142V143H9ZM48 142V143H47ZM50 142V143H49ZM86 142V143H85ZM95 142V143H94ZM98 142V143H97ZM158 142H161V140L159 141L158 140ZM205 143L204 145L202 144L201 145V143ZM214 142V143H213ZM223 142V143H222ZM246 142V143H245ZM257 142V143H256ZM4 143V144H3ZM5 143H7V144H5ZM72 143V144H73ZM82 143V144H81ZM165 143V144H166ZM172 143H174V144H172ZM180 143V144H179ZM192 143H194V144H192ZM195 143H197V144H195ZM200 143V144H199ZM227 143V144H226ZM254 143H256V144H254ZM14 144H16V145H14ZM45 144V145H44ZM47 144V145H46ZM48 144L50 145L49 147H48ZM52 144V145H51ZM68 144H70L71 145V147H72V149H74V150H72L71 148H70V145H68ZM83 144H84V146L86 145V144H89V145H87L86 147H84L83 146ZM98 144H99V146H98ZM184 146H183V145ZM207 144L209 145V146H207ZM211 144V145H210ZM229 144V145H228ZM247 144V145H246ZM249 144V145H248ZM250 144H252V145H250ZM59 148V151L57 150L58 148H56V146ZM96 146V147H94L93 148V146ZM196 145V146H195ZM197 145H198V147H197ZM234 145V146H233ZM237 145V146H236ZM239 145V146H238ZM245 145H246V147H245ZM16 146V147H15ZM43 146H46V147H43ZM53 146H55V148H56V151H53L54 149H53ZM82 146H83V148H82ZM91 146V147H90ZM122 146V145H121ZM128 146V147H127ZM139 146H141L140 148H139ZM168 146H170V147H168ZM179 146H181V147H179ZM188 146V147H187ZM191 146V147H190ZM201 146V147H200ZM232 146V147H231ZM249 146L251 147L250 149H248L249 148ZM257 146V147H256ZM48 147V148H47ZM68 149V151L66 150V148ZM98 147V148H97ZM174 147V148H173ZM185 147H187V148H185ZM238 147H240V148H238ZM244 147V148H243ZM257 148L256 150H255V148ZM262 147V149L261 150H259L260 148ZM45 148V150H43ZM49 148H51V149H53V150H51V151H53V153L55 152L56 154H53L54 155V157H56V160L54 161V163L52 164L51 163V161L53 160V159H51V158H46L47 159V161L45 160V158H42V156L49 150ZM82 148V149H81ZM86 148V149H85ZM177 148V149H176ZM184 148V149H183ZM253 148V150L251 151V149ZM10 149V150H9ZM40 149V150H39ZM72 150V151H74V152H71L70 150ZM88 149H90V150H88ZM91 149H92V151H91ZM103 149H106V148H103ZM133 149V150H132ZM143 149V148H142ZM177 151H176V150ZM187 149H190V151L189 150H187ZM205 150V152H204V150ZM238 149H241V150H238ZM33 150H35V151H37V154H36V152L35 151H33ZM43 150V151H42ZM67 152H66V151ZM163 150V151H164ZM166 150H168V151H166ZM183 150V151H182ZM192 150H193V152H192ZM194 150H197V151H194ZM199 150H201L202 151V153H201V151L199 152ZM243 150V151H242ZM9 151V152H8ZM34 153V155L32 154V152ZM40 151H41V153H40ZM58 151V152H57ZM88 151V152H87ZM121 151V150H120ZM134 151H136V152H134ZM138 151V152H137ZM186 151H188V152H186ZM249 151V153L247 154L246 152H248ZM260 151H262V152H260ZM2 152V153H1ZM3 152H4V154H3ZM28 152H31V153H28ZM43 152H45V153H43ZM90 152H92V153H90ZM122 152V151H121ZM145 154H144V153ZM168 152H170V153H168ZM182 152V153H181ZM184 152V153H183ZM240 152V153H241ZM251 152V153H250ZM252 152H253V155H251L252 154ZM258 152H259V154H258ZM11 153V154H10ZM38 153H40L39 155H38ZM58 153H59V156H58ZM74 153V154H73ZM77 153V154H76ZM78 153H79V156H78ZM87 153V154H86ZM89 153V154H88ZM133 153V154H132ZM179 153V154H178ZM181 153V154H180ZM199 153V154H198ZM25 154V155H24ZM31 154V155H30ZM35 154H36V156H35ZM150 154V155H149ZM170 154V155H169ZM174 154H176L177 156H175ZM190 156H189V155ZM191 154H192V158H191ZM194 154V155H193ZM218 153L216 152V154H214V155H217ZM231 153H228V154H225V156L226 157H228V155H230ZM241 154V155H242ZM245 154H247V155H245ZM250 154V155H249ZM15 155V156H14ZM23 155V156H22ZM35 156V157H32V158H30L31 156ZM56 155V156H55ZM179 155V156H178ZM181 155V156H180ZM183 155V156H182ZM187 155V156H186ZM204 155V156H203ZM242 155V156H243ZM19 157V158H23V161H27V159L29 160L30 159V162L29 161H27L26 162V165L28 164V166H21L22 164L23 165H25V162H21L20 164L21 165H15V166H17L15 169L13 168V167H15L14 166V163L16 162V161H18V160H20L19 158H16V161L13 163V165L12 166H10V164H9V162L10 163H12L11 161H13V159L15 160V158H12V157ZM22 156V157H21ZM27 157L28 156V158L26 159V160H24V157ZM58 156V157H57ZM87 156V157H86ZM100 156H101V158H100ZM102 156H105V157H102ZM142 156V157H141ZM144 156V157H143ZM175 156V157H174ZM189 156V157H188ZM44 157V156H43ZM133 157V158H134ZM167 157V158H166ZM173 157H174V159H173ZM180 157L182 158V159H180ZM185 157H188V158H191L190 159V161H189V159L188 160H185V159H187V158H185ZM9 158V159H8ZM33 158H35V159H33ZM96 158V159H95ZM183 158H185V159H183ZM206 158V157H205ZM245 158V159H244ZM258 158V159H257ZM3 159V160H2ZM11 159V161H8V160H10ZM40 159V161H38V160ZM41 159H43L42 161H41ZM50 159H51V161H50ZM55 159V158H54ZM148 159V160H149ZM166 159V160H165ZM170 159H172L171 161H170ZM254 159H255V161H254ZM31 160L33 161V162H31ZM63 160V161H62ZM185 160V161H184ZM249 161V162H247V161ZM34 161H36V162H34ZM44 161V162H43ZM46 161V162H45ZM49 161V162H48ZM99 161H97V162H99ZM100 162V163H103V162ZM108 162V159H105V162ZM173 161V162H172ZM177 161V162H176ZM254 163H253V162ZM18 162H20V161H18ZM53 162V161H52ZM166 162V163H165ZM248 164H247V163ZM17 163V162H16ZM36 163V164H35ZM61 163H63V164H61ZM175 163V164H174ZM185 163V164H186ZM250 163V164H249ZM34 164V166H32V165ZM45 164V165H44ZM65 164H68V165H65ZM71 164V165H70ZM73 164V165H72ZM253 164V165H252ZM262 164V165H261ZM31 165V166H30ZM35 165H36V167H35ZM78 165V166H77ZM45 166V167H44ZM63 166V167H64ZM69 166V167H68ZM8 168V170H9V168L10 167H12V168H10V170L9 171H11V175L10 176H8V178L6 177V178H4V179H2L3 177H2V175L3 176H6V175H9V173H8V170H7V168ZM20 167H22V168H20ZM74 167V168H73ZM254 167V168H253ZM257 169H256V168ZM32 168H34V169H32ZM65 168V167H64ZM65 168V169H66ZM81 168V169H80ZM6 169V170H5ZM14 169V170H13ZM17 169V170H16ZM29 169V170H28ZM38 169V170H37ZM5 170V171H4ZM19 170V171H18ZM22 170H24L25 172H23V173H21L22 172ZM77 170V169H76ZM13 171H14V173L16 172V174L17 175H15L14 173H13ZM20 172V174L18 173V172ZM28 172H31V173H28ZM14 174V175H13ZM22 174V175H21ZM91 175H93V174H91ZM10 177V178H9ZM184 177H177L176 178V180L175 181H180V182H182V180H184L185 182H187V183H185L184 181L182 182V185H181V183H179L178 182V184H180L181 186L179 187V189H175L174 191L173 190H170L169 192L171 193H169V192H167V193H165L166 195H168V194H170L169 196L171 197H169V196H166V195H164V197H163V195L161 196V195H159L158 196V194H160V193H158L157 191L155 192V190H151V198H150V191H147L146 190V186L148 185V184H146V183H143L142 184V182H141V184H140V182H133V180H131V181H129V180H127L126 181V179H118V178H115L116 180H117V182H121L120 184L121 185H124L125 186V184L127 183V185L125 186V188L127 187V186H129V189H130V187L132 188L131 190H133L134 188H135V186L136 187H139V186H141L142 185V187L140 188H135V190H134V192H136L137 190H138V195H140L139 196V198L140 197H144V199L143 198H141V200H139V207L141 206L142 208H143V211H144V213L143 214H146V215H148L149 216V214H154L155 216L157 215V214H162V212H163V210L161 209V208H163L164 209V207H167L168 205V203H169V206L168 207H170L172 210H173V212H175V211H177L178 213L181 211V215H177L178 217H177V219L175 218L176 217V212L175 213H172L171 212V210H168L169 208H165L166 209V211H165V209H164V214H166V215H169L170 213L171 214H174V216L175 217H173V218H167L166 220H163L164 222H156L157 220H158V217H160V216H156V218H155V220L153 219V217L152 216H154V215H150L149 217L147 216V217H145V219H144V224L143 223H137V222H132V223H125V224H120V223H118V224H120V225H115L116 226V229H118V230H120V231H118V232H115L116 233V235H117V233L119 234V235H117L119 238H122V239H125V241L124 242H127L128 241V243H127V246L129 245V247H127V249H126V252H123V253H120V254H118V259H117V257H114V259H112V258H98L99 256H93V257H95V258H93V257H91L89 254H88V250H90V247H91V245H93V244H95V243H99V241L100 242H105L106 244L108 243V242H106V241H108V239H110L111 237H112V234H110L109 232V234L107 233V231H103L102 229L104 228H102L101 229V231L100 230H98V231H100V234H99V232L98 231H96L97 229L95 228V226H97L96 224H97V219H98V217L97 218H95L96 217V215H94L93 214V216H90L93 212L91 211V210H89L88 208H85V207H83V209L82 208H80L81 207V205H78V203H76V202H73V204H70V203H72V201H70V200H67L66 201V199L64 200H62V199H59V200H61V201H59V200H57V201H55V200H53L52 201V204L51 203H49V201L48 200H46V199H43L42 197H45V195H47L46 194V192L44 191V190H42L41 191V189H38V192H39V194L40 195H43L42 197H40V198H42L41 200H40V198L38 199L37 198V201H35L34 199H32V198H29V197H27V198H23V197H18V196H16V195H13V194H5V193H3L2 191H0V209L2 208V209H7V210H9V211H12V210H15V209H17V206H19V204H20V206H22L21 204H25L24 205V208H26V207H28V206H30V204H32V205H35L36 203H38L39 205H41L40 203H42V204H44V206H45V204H46V208H53L54 206H56V205H58V203H59V205H58V208L57 209H60V211L58 210V211H56L54 208V210H52V209H50V210H52L53 211V216L51 215V217L50 216H45L46 218H44V217H41V218H39V219H36L37 220V223H34L35 222V220L33 219V221L34 222H32V220H31V224H30V221H27L26 223L29 225H31V226H29L28 227V225H26L25 223H20L21 221H19L18 219H20V215L19 214H16L15 216H14V220H15V218L17 217V222H19V223H16V226H17V224H19L17 227L15 226V228L14 227H12L10 224H12V223H8L7 224V222L6 223H4V222H0V264H75V262H74V260H76V264H81L82 262L81 261H83L84 259V257H86L87 256V254H88V257H87V259H85V260H87V261H84L86 264L88 263H90V264H107V263H110V264H133V262H135L134 264H138V263H143V262H141V261H143L144 259V262L145 261H150V262H152V264H157L159 261H160V259L162 260V261H160V263L162 262V264H168V262L166 261V258H167V256L169 255V253L170 254H174V252H176L175 254H182V251H184V242H182V240L184 241V239H182V238H178V240L180 239L181 240V244H183V245H180L179 243H180V241H177V239L175 240V241H173V240H170L168 237H165V234L164 235H161L162 233L161 232H164V229H166V228H168L169 226H170V224H174V222L176 221V222H180V221H182V222H185V223H182V225L184 226H186V225H190L191 226V222L192 221H189V219H191V217L194 215V214H198V213H201V211H203V209L205 210V209H207L208 208V206H210V204H215V202H216V204L215 205H217L218 206V204H219V206L218 207H221L222 206V209H225V208H227V210L228 209H230L231 207H232V210L233 209H235V208H237V207H243V209H245L246 211H248L249 212V210L253 213H255L256 214V212H257V214H259V218H261V216H263L264 217V213H263V208H264V190H262L263 188H264V186H255V185H248V184H243V186H241L240 184H238V183H233L232 185H231V187L229 188V189H227V192H229V193H227V196H226V199H225V201H223L222 199L220 200V198H223V197H225V196H222L220 193H218V192H215L214 193V195H215V197H213V198H210V196L209 195H211V197H212V195H213V193L211 192V191H208L207 193H209V194H207L208 196V198L210 199H208V198H204V197H206V192H204L203 191V189L201 190H199L198 188H196V186L194 185L195 183L196 184H198L197 182H195V181H193V180H189L190 182H188V180H187V178H184ZM109 179V181H114V182H116V180H114V177L113 176H111V179H110V177H108L107 178V180ZM191 179V178H190ZM119 180H121V181H119ZM123 180H125V181H123ZM191 181H192V183L193 184H191V186H195L194 187V189L192 190V188L193 187H189V188H185V185L188 187L189 186V183H191ZM199 181V183H203V184H206L205 182H207L206 180L204 181V180H202L201 179V181L200 180H198ZM126 182V183H125ZM132 182V183H131ZM2 183V184H1ZM123 183H125V184H123ZM134 183V184H133ZM135 183H136V185H135ZM185 185H184V184ZM6 184V183H5ZM34 184V185H33ZM128 184H131V186L130 185H128ZM13 185V186H14ZM135 185V186H134ZM139 185V186H138ZM199 185V184H198ZM32 186V187H31ZM28 187V188H27ZM39 187V186H38ZM134 187V188H133ZM145 187V189H144V196L142 195L143 193V189L142 188H144ZM263 187V188H262ZM40 188V187H39ZM180 188H181V190L183 191H181L183 194H182V196H183V199L181 198H179V197H182L181 196V193L179 192L180 191ZM184 190H183V189ZM262 188V189H261ZM0 189H1V187H0ZM127 189H128V187H127ZM137 189V190H136ZM189 189H191V191H189ZM214 189H216V188H214ZM261 190V191H259V190ZM139 190H141V191H139ZM188 191V192H186V191ZM218 190V189H217ZM217 190H215V191H217ZM220 190V189H219ZM218 190V191H219ZM232 190V191H231ZM153 191V192H152ZM178 191V192H177ZM192 191H194V192H196V194H199V196L197 195V197H195L196 196V194L194 193V192H192ZM203 191V192H202ZM212 191H214V190H212ZM41 192V193H40ZM43 192V193H42ZM44 192H45V194H44ZM146 192H147V194H146ZM172 192H174L175 194H178V195H180V196H177V195H173V193ZM177 192V193H176ZM184 192H186V193H189L190 194V197H188L189 196V194H185ZM197 192H199V193H197ZM221 192V191H220ZM234 192V193H233ZM180 193V194H179ZM217 193H218V196H217ZM157 196H156V195ZM195 194V195H194ZM200 194H201V196H200ZM231 194V195H230ZM233 194L235 195V196H233ZM241 196H240V195ZM142 195V196H141ZM153 195H155L156 197H153ZM175 196L174 197V199H173V196ZM185 195H188V196H186V197H188L187 199L186 198H184L185 197ZM191 195H192V197H191ZM194 195V196H193ZM202 195H205V196H202ZM219 195H221V196H219ZM256 195H258L257 196V199H255L256 197ZM166 196V197H165ZM231 196H232V198H231ZM240 196V197H239ZM242 196H243V198H242ZM244 196H246L247 198H244ZM160 197V198H159ZM163 197V199H161ZM179 199H178V198ZM198 197H199V199H198ZM203 197V198H202ZM217 197V198H216ZM219 197V198H218ZM227 197H229V198H227ZM242 198V199H244L245 201H248V205H246V203L245 202H243L242 201V199L241 200H239V198L238 199H235L234 200V198ZM22 198V199H21ZM168 198H170V199H172V200H170L169 202H165L164 201V204H163V200H168ZM190 198V199H189ZM217 199V201H216V199ZM25 199V200H24ZM33 200V201H31V200ZM159 199V200H158ZM175 199H177V200H179V201H177V200H175ZM185 199V200H184ZM192 199H194V200H192ZM197 199H198V201H197ZM201 199H203V200H201ZM218 199L220 200V201H218ZM230 199L231 201H228V200ZM31 202H30V201ZM45 200V201H44ZM143 200V201H142ZM145 200V201H144ZM161 200V201H160ZM199 200H201V201H199ZM206 200V201H205ZM211 200H215V201H211ZM232 200H234V201H232ZM48 201V202H47ZM78 201H81L80 203H82V201H83V199H78ZM141 201L143 202V203H141ZM183 201V202H182ZM186 201V202H185ZM193 203H192V202ZM204 201V202H203ZM209 201V202H208ZM214 202V203H211V202ZM222 201V202H221ZM237 201V202H236ZM240 201V202H239ZM242 201V202H241ZM249 201L251 202V203H253V204H250L249 203ZM259 201V202H258ZM263 201V202H262ZM35 202V203H34ZM51 202V201H50ZM57 202V203H56ZM63 202V203H62ZM184 203L185 202V204H182V206H181V204L180 203ZM188 202V203H187ZM234 202V203H233ZM239 202V203H238ZM76 205H75V204ZM79 203V204H80ZM171 203V204H170ZM174 203V204H173ZM179 203V204H178ZM194 203H197V204H194ZM203 203H205V204H209V205H205V204H203ZM218 203V204H217ZM240 204V205H236V204ZM244 203H245V205H244ZM259 203V204H258ZM29 204V205H28ZM60 204H63V205H61L60 206ZM155 204V205H154ZM158 204V205H157ZM165 205L164 207L162 206V205ZM172 204H173V206H172ZM188 204V208H187V205ZM254 204H257L258 206H259V208H258V210H259V212H258V210H254V209H252L251 210V208H250V206L251 207H254L255 209H257V207L254 205ZM31 205V208H33V206ZM37 205V204H36ZM48 205H50V206H48ZM54 205V206H53ZM151 205H154V206H151ZM158 207H157V206ZM172 207H171V206ZM175 205H177V207L175 206ZM192 205V206H191ZM196 205V206H195ZM203 205H205L206 207L205 208H203L204 206ZM223 205H225V206H223ZM235 205L237 206V207H235ZM42 206V208L43 209H45L44 208V206L43 205H41ZM40 206V207H41ZM48 206V207H47ZM65 206V207H64ZM69 206V207H68ZM77 206V207H76ZM79 206V207H78ZM144 206V207H143ZM146 206H147V209H146ZM151 206V207H150ZM162 206V207H161ZM176 208H175V207ZM181 206V207H180ZM190 206H191V208L194 206V207H197V208H192L193 210H191L190 209ZM203 206V207H202ZM229 206V207H228ZM262 206H263V208H262ZM23 207V206H22ZM57 207V206H56ZM61 207V208H60ZM150 209H149V208ZM174 207V208H173ZM178 207H180V208H178ZM250 209H249V208ZM63 208V209H62ZM81 210H80V209ZM86 210H85V209ZM187 208V209H186ZM148 209H149V211H148ZM157 209V210H156ZM161 209V211L159 212V210ZM176 209V210H175ZM179 211H178V210ZM181 209V210H180ZM185 209V210H184ZM200 209V210H199ZM209 209V208H208ZM34 210V209H33ZM75 210H77L76 212H77V214H79L78 216H77V214L75 213ZM79 210H80V212H79ZM83 210L84 211H89V212H92L90 215H89V212L85 215L84 213H83ZM150 210H152L153 211V213H152V211H150ZM188 210V211H187ZM190 210V211H189ZM231 210V209H230ZM140 211H142L141 210V208H140ZM142 211V212H143ZM147 211V212H146ZM185 211V212H184ZM261 211V212H260ZM55 212V213H54ZM79 212V213H78ZM149 212V213H148ZM168 212V213H167ZM182 212L184 213V216L182 215ZM57 213V214H56ZM70 213V214H69ZM148 213V214H147ZM188 213V214H187ZM83 215L84 214V216H81V215ZM114 214L115 213H110L109 215H112L111 216V221H119L118 220V218L117 219H115L116 218V214H115V216H114ZM186 214V215H185ZM56 215V216H55ZM88 218H87V217ZM180 216V217H179ZM183 216V217H182ZM118 217V216H117ZM262 217V219H264ZM21 218H22V216H21ZM75 218V219H74ZM112 218L113 219H115V220H112ZM148 218H151V219H149L148 220ZM45 219H47V220H45ZM74 219V220H73ZM78 221H77V220ZM96 221H95V220ZM171 219H174V220H172L171 221ZM261 219V220H262ZM21 220V219H20ZM23 220V219H22ZM42 220V221H41ZM86 221V222H84V221ZM148 220V221H147ZM172 222H170V221ZM186 220V221H185ZM190 222H188V221ZM45 221V222H44ZM88 221L90 222V223H88ZM94 221H95V223H94ZM263 222H264V220H262ZM29 222V223H28ZM42 222V223H41ZM75 222V223H74ZM109 222H110V220H109ZM175 222V223H176ZM188 222V223H187ZM33 223V224H32ZM77 223V224H76ZM165 225H164V224ZM170 223V224H169ZM70 224H73V226H75L76 228H79L80 227V229H81V227H82V229H81V231H80V233H79V231H77L76 229H75V227H74V229L76 230L75 232L73 231H71L70 232V230H73L72 228H73V226L72 225H70ZM88 224H90V227L88 226ZM93 226H92V225ZM95 224V225H94ZM131 224V225H130ZM134 224V225H133ZM148 224H150V225H148ZM166 224H169L168 226H166ZM9 225V226H8ZM13 226H14V224H12ZM24 225H25V227H24ZM35 225V226H34ZM67 225V226H66ZM71 227H70V226ZM77 225H78V227H77ZM85 225H87V226H85ZM11 226V227H10ZM26 226H27V228H26ZM51 226H53V227H55V228H57V229H55L54 228V230L51 232L52 234H50V230L49 229H53V227H51ZM69 226V227H68ZM85 226V227H84ZM107 226H109V225H107ZM106 226V227H107ZM118 226V227H117ZM131 226V227H130ZM147 226H150V227H147ZM155 226V227H154ZM173 226V225H172ZM264 226V225H263ZM24 227V228H23ZM41 227V228H40ZM90 229H89V228ZM98 227V226H97ZM105 227V229H107ZM128 227V228H127ZM147 227V228H146ZM157 227H159V228H157ZM160 227H161V232L159 231L160 230ZM164 229H163V228ZM166 227V228H165ZM171 227V226H170ZM22 228V229H21ZM34 228V229H33ZM44 228V229H43ZM69 228V229H68ZM91 228H92V230H91ZM93 228H95L94 230H93ZM113 228H115L114 226H113ZM112 228V229H113ZM123 228V229H122ZM130 228V229H129ZM152 228V229H151ZM157 228V229H156ZM173 228H174V226H173ZM41 230L40 232H37V231H39V230ZM49 231H48V230ZM51 229V230H52ZM83 229H85L84 230V232L81 234V232H82V230ZM104 229V230H105ZM137 229H138V231L139 232H141L140 230H143V232H141V233H139L138 231H137ZM145 229V230H144ZM170 229H172V227L171 228H168V230H170ZM26 230V231H25ZM28 230V231H27ZM31 230V231H30ZM36 230V231H35ZM59 230H62V231H59ZM86 230H89V231H87V232H85ZM134 230H136L135 232H134ZM155 232H154V231ZM157 230V231H156ZM251 230V231H250ZM249 230V228H247L246 230L243 228V232L241 231L240 232V230H238V232H240V235H241V237H242V234H243V247L241 246V245H237V244H235V242L233 241V240H231V242H234V244H232L231 245V242H227V241H225L224 240V238H222L221 237V233H219V232H215L216 233V235H211V237H209V238H206V239H202L201 240V238L199 237H197L196 239L195 238H193V239H191L192 240V244H195V246H196V243H198V245L200 244V243H202L203 241H204V243L206 242V246L208 247V249L209 250H213L212 252L211 251H209V252H203L204 254L206 253H208L209 254V258H207L206 257V259H208V260H206L205 262L206 263H204V264H220L221 263V261L223 260V264H264V229H262L263 231L261 232V233H263V234H261V233H259V236H258V234H256L252 229H250ZM64 231H66V233H68V234H66ZM68 231V232H67ZM91 231V232H90ZM117 231V230H116ZM129 231V232H128ZM153 231V232H152ZM159 231V232H158ZM26 232V234H24ZM28 232H30V233H28ZM42 232V234H39V233H41ZM43 232H47L46 234H43ZM49 232V233H48ZM56 232V233H55ZM57 232H59V233H57ZM90 232V233H89ZM107 234H106V233ZM132 232V233H131ZM133 232L136 234V235H134L133 234ZM247 232V233H246ZM252 232V233H251ZM28 233V234H27ZM32 233V234H31ZM37 233V234H36ZM64 233V234H63ZM72 233V234H71ZM84 233H85V236H84ZM86 233H87V235H86ZM93 233H95V234H93ZM96 233H98V236H97V234ZM102 233V234H101ZM128 233V234H127ZM158 233V234H157ZM161 233V234H160ZM214 233V234H215ZM252 234V235H250V234ZM44 235V236H42V238L44 239V240H41V239H36V238H34L35 239V241L37 242V243H35V242H33V243H35V244H37L36 246H33L34 244L32 243V241H33V237L32 236H36V235ZM54 234V235H53ZM61 234V235H60ZM63 234V235H62ZM73 234L75 235L74 237H70V235L71 236H73ZM105 234V235H104ZM130 234V235H129ZM147 234V235H146ZM20 236V237H18V236ZM23 235H25V237L27 236H29V238H31L32 239V241H31V239L30 240H28L29 238H27V240H26V238L25 237H22ZM47 235V236H46ZM65 235V236H64ZM82 236V238H84V239H82L81 238V236ZM89 235V236H88ZM94 237H92V236ZM122 235V236H121ZM134 235V236H133ZM250 235V236H249ZM15 236H17V237H15ZM31 236V237H30ZM34 236V237H35ZM48 236H49V238H48ZM62 236V237H61ZM97 236V237H96ZM100 236V237H99ZM121 236V237H120ZM130 236V237H129ZM247 236V237H246ZM253 236V237H252ZM263 238H262V237ZM15 237V238H14ZM47 237V238H46ZM50 237H51V239L53 240V242H52V240L50 239ZM53 237V238H52ZM76 237H78L77 239H75ZM89 237V238H88ZM92 239H91V238ZM135 237V238H134ZM145 237H147L146 239H145ZM202 238H204L203 236H201ZM218 237V238H217ZM258 237H261V238H258ZM12 238V239H11ZM18 238H24L27 242H31V244L30 243H27L26 241H25V243H22V244H26L27 246H28V248H26V245H22V244H20V242L18 241V243L20 244H18L17 243V245L14 243V242H17V240H18ZM81 240H80V239ZM88 238V239H87ZM99 238V239H98ZM138 238H140V239H138ZM150 238V239H149ZM155 238V239H154ZM17 239V240H16ZM86 239V240H85ZM98 239V240H97ZM121 239V240H122ZM130 239V240H129ZM152 239V240H151ZM154 239V240H153ZM167 241H166V240ZM195 239V240H194ZM12 240V241H11ZM14 240V241H13ZM46 240V241H45ZM91 240V241H90ZM134 240V241H133ZM139 240V241H138ZM149 240H151V241H149ZM158 240V241H157ZM191 240H190V242H191ZM220 240V241H219ZM11 241V242H10ZM39 241L41 242L42 241V244L41 243H39ZM78 243H77V242ZM89 241L91 242V243H89ZM133 241V242H132ZM135 241H138V242H135ZM144 241H145V243H144ZM146 241H148L149 243L147 244L146 243ZM176 241H177V243H176ZM256 241H258L259 243H257ZM6 242V243H5ZM7 242H9V243H7ZM12 242H13V244H12ZM85 242V243H84ZM93 242H95V243H93ZM142 242H143V244H142ZM152 242V243H151ZM179 242V243H178ZM195 242V243H194ZM217 242V243H216ZM249 242V243H248ZM55 243V244H54ZM77 243V244H76ZM112 243V242H111ZM130 243H134V245L132 246V244H130ZM138 243V245H135V244H137ZM155 243H157V244H155ZM247 243V244H246ZM253 243V244H252ZM4 244V245H3ZM39 244H41V245H39ZM46 244V245H45ZM80 245V247H79V245ZM89 244V245H88ZM140 244V245H139ZM164 244V245H163ZM210 244V245H209ZM248 244H250V245H248ZM261 244H262V246H261ZM7 245V246H6ZM12 245V246H11ZM32 245V246H31ZM47 245H49L50 246V248H49V246L47 247ZM57 247H56V246ZM88 245V246H87ZM131 245V246H130ZM144 245V246H143ZM147 245V246H146ZM151 245V246H150ZM169 245H172V246H170L169 247ZM260 245V246H259ZM6 246V247H5ZM13 247V249L11 248V247ZM14 246L15 247H19V248H15L14 249ZM42 246V247H41ZM139 247V249H138V247ZM150 246V247H149ZM211 246V247H210ZM220 246V247H219ZM240 246V247H239ZM252 246V247H251ZM258 246V247H257ZM3 247H5V248H3ZM22 249H21V248ZM23 247H24V249H23ZM33 247V248H32ZM35 247V248H34ZM37 247V248H36ZM39 247H41V248H39ZM44 247V248H43ZM46 247V248H45ZM132 247V248H131ZM135 247H137V250H136V248ZM141 247V248H140ZM143 247V248H142ZM148 247V248H147ZM160 247H161V249H160ZM165 247H168L169 248V250H168V248H166V251H164L165 249L164 248ZM214 247H216V248H214ZM235 247V248H234ZM237 247V248H236ZM238 247L240 248V249H238ZM241 247H242V251H241ZM263 249H261V248ZM43 248V249H42ZM61 248V249H60ZM82 248V249H81ZM133 248H135V250L136 251H134V249ZM146 248V249H145ZM158 248V249H157ZM177 248V249H176ZM246 248V249H245ZM255 248V249H254ZM258 248L260 249V250H258ZM3 249V250H2ZM22 250V252H21V250ZM26 249V250H25ZM27 249H29L28 251H27ZM38 249H42L43 250V252H41L40 250H38ZM45 249H46V251H45ZM88 249V250H87ZM142 249V251H140L139 253H138V251L139 250H141ZM149 249V250H148ZM156 249V250H155ZM171 249V250H170ZM173 249H175V250H173ZM181 249H183L182 251H181ZM14 250V251H13ZM18 252H17V251ZM64 250V251H63ZM80 250V251H79ZM84 250V251H83ZM146 250V251H145ZM153 250H155L156 251V253H155V251H153ZM169 251V253H168V251ZM2 251H4V252H2ZM11 251V252H10ZM70 251V252H69ZM77 251V252H76ZM87 253H86V252ZM127 251H128V253H127ZM133 252L132 254H131V252ZM149 251V252H148ZM177 251H178V253H177ZM181 251V252H180ZM2 252V253H1ZM13 252L14 253H19L20 252V255H22V257L20 258V255H18V256H15V255H17V254H13ZM37 252V253H36ZM85 252V253H84ZM129 252H130V254H129ZM142 252H145V253H142ZM151 252L153 253V254H151ZM162 252V253H161ZM164 252H166V253H164ZM172 252V253H171ZM255 252V253H254ZM21 253H23V254H21ZM41 254V255H39V254ZM60 253V254H59ZM61 253H63V254H61ZM66 253V254H65ZM81 253H83V255L81 254ZM135 253H137V254H135ZM141 253H142V255H141ZM161 253V254H160ZM258 253V254H257ZM43 254V255H42ZM48 254V258H47V255ZM127 256H126V255ZM146 254V255H145ZM149 256H148V255ZM183 254H185V253H183ZM228 254V255H227ZM5 255V256H4ZM23 255H24V257H23ZM59 255V256H58ZM82 255V256H81ZM131 257H130V256ZM136 255H137V259L135 260V257H136ZM166 256V258L164 257V256ZM224 255H227L228 257H225ZM9 256V257H8ZM132 256L134 257L133 258V260H131L132 259ZM139 256H144V257H146V258H144V257H141V258H144V259H142V260H138V259H140L139 258ZM225 258H224V257ZM242 258H240V257ZM245 256V257H244ZM3 257V258H2ZM20 258V259H18V258ZM53 257V258H52ZM79 257V258H78ZM120 257V258H119ZM148 257H150V258H148ZM159 257H160V259H159ZM212 257H214V258H212ZM239 257V258H238ZM46 258V259H45ZM52 258V259H51ZM77 258L78 259H80V262L81 263H79L78 262V260H77ZM125 258V259H124ZM131 258V259H130ZM159 260H158V259ZM164 258H165V260H164ZM184 258V257H183ZM182 258V259H183ZM3 259V260H2ZM17 259V260H16ZM71 259H73V260H71ZM82 259V260H81ZM92 261H91V260ZM94 259V260H93ZM96 259V260H95ZM102 259V260H101ZM106 259H108V260H106ZM112 261H111V260ZM149 259V260H148ZM224 259L225 260H227L228 262H225L224 261ZM16 260V261H15ZM18 260H19V262H18ZM51 260V261H50ZM66 260H67V262H66ZM69 260V261H68ZM71 260V261H70ZM99 260H101V261H99ZM118 260H120V261H118ZM156 260V261H155ZM233 260V261H232ZM239 260V261H238ZM6 261V262H5ZM15 261V262H14ZM48 261V262H47ZM105 261H107V262H105ZM110 261V262H109ZM114 261H116V262H114ZM163 261H166V263L165 262H163ZM216 261V262H215ZM236 261V262H235ZM14 262V263H13ZM69 262V263H68ZM78 262V263H77ZM96 262V263H95ZM105 262V263H104ZM112 262V263H111ZM189 262V260L187 259V262L186 263H188ZM240 262H242V263H240ZM249 262V263H248ZM190 263V262H189ZM188 263V264H189ZM221 263V264H222ZM82 264H84V263H82ZM190 264H192V263H190Z\"/></svg>",
    "mask_w": 264,
    "mask_h": 264
},
{
    "label": "bare ground",
    "instance_id": "bare-ground-1",
    "mask_svg": "<svg viewBox=\"0 0 264 264\" xmlns=\"http://www.w3.org/2000/svg\"><path fill=\"white\" fill-rule=\"evenodd\" d=\"M108 1V0H107ZM107 1H105V2H107ZM143 1V0H142ZM183 2H185L186 3V5H187V8H186V10H185V13H184V15H187V12L189 11V19L191 20V19H193V18H191V16L193 15V12L195 11V9H198V7H203V6H205V5H213L214 3H216L217 1H222V0H182ZM243 1V0H242ZM242 1H239V2H242ZM3 2V1H2ZM101 2H104V0L102 1L101 0ZM101 2H99V3H101ZM114 2V1H113ZM112 2V3H113ZM132 2V1H131ZM168 2V1H167ZM167 2H165V0H159V1H156V2H150V1H148V0H144L143 2H141V5H143V7L149 12V14L151 13L152 14V12L154 13V11L155 10H157L158 8H160V7H167V5H169V3H167ZM237 2V1H236ZM140 3V2H139ZM184 3V4H185ZM223 3V2H222ZM231 3L233 4V2L231 1ZM230 2H229V4H231ZM1 4V3H0ZM106 4V3H105ZM111 4V3H110ZM114 4V3H113ZM243 4V3H242ZM242 4H240L239 3V7H240V5H242ZM96 5V4H95ZM97 5H99L98 3H97ZM135 5V4H134ZM139 5V4H138ZM227 4H225L224 6H226ZM237 5V4H236ZM223 6V5H222ZM223 6V7H224ZM235 6V5H234ZM238 6V5H237ZM142 7V6H141ZM208 8H209V6H207ZM228 7H231V5L230 6H228ZM5 8H8V7H3V6H1L0 5V13H1V11H2V13H3V11L5 10ZM143 8V9H144ZM204 8V7H203ZM214 8V7H213ZM232 8H236V7H232ZM4 9V10H3ZM8 9H10L11 11H14V10H16V9H14V10H12V8H8ZM144 9V10H145ZM207 9V8H206ZM223 9V8H222ZM222 9H221V11H222ZM228 9H230V8H228ZM228 9H226V10H228ZM7 10V9H6ZM97 10V9H96ZM207 10H209V9H207ZM215 10V9H214ZM243 10V9H242ZM184 11V10H183ZM197 11V10H196ZM240 11H241V9H240ZM5 12V11H4ZM156 12V11H155ZM159 12V11H158ZM208 12V11H207ZM210 12V11H209ZM218 12V11H217ZM219 12H220V10H219ZM223 12V11H222ZM230 12V11H229ZM145 13V12H144ZM232 13H234V11L232 12ZM105 14V13H104ZM156 14H158V13H156ZM217 14H219V13H216V15ZM224 14V13H223ZM6 15V20H7V16H10L11 17V15H13V13H11L10 11H8L7 10V12H6V14H4V16ZM98 15H100V14H98ZM98 15H96L97 17H98ZM158 15H162V14H158ZM195 15V14H194ZM243 15V14H242ZM14 16V15H13ZM93 16H95L94 14H93ZM102 16V15H101ZM108 16V15H107ZM145 16V15H144ZM146 16H147V14H146ZM145 16V17H146ZM163 16H164V14H163ZM227 16V15H226ZM230 16V15H229ZM3 17V16H2ZM9 17V18H10ZM96 17V18H97ZM103 17V16H102ZM162 17V16H161ZM160 16H159V19L161 18ZM165 17V16H164ZM181 17H183V16H181ZM194 17V16H193ZM198 17H199V14L197 15V16H195V18L196 19H198ZM204 17V16H203ZM217 18L219 17V16H216ZM215 17V19H217ZM220 17L222 18L223 16H221L220 15ZM13 18H15V17H13ZM163 18V17H162ZM224 18H226V17H224ZM236 18V17H235ZM241 18H243L242 16H241ZM240 17H238V19L240 20L241 19ZM112 19V18H111ZM155 19H158V17L157 18H155ZM182 19V18H181ZM183 19H186V18H183ZM200 20L202 19L201 17L199 18ZM205 19H206V17H205ZM209 19H211L210 17H209ZM208 19V20H209ZM228 19H230V18H228ZM1 20H4V19H1ZM13 20V19H12ZM98 20H102V19H98ZM106 21H102L101 23L99 22H97L95 25H91V23H89V25H90V27L89 28H87V29H85V28H83V29H79L75 34H73V38L76 40V42H77V48L79 47H81V45H85V44H88L89 43V46H88V48L92 45H90V43H93L94 44V42H91V41H93L94 39L95 40H99L100 38L99 37H101V36H103L104 34L105 35H107V34H110V33H108V32H111V30L109 29V27H107V21H108V19H105ZM126 20V19H125ZM188 20V19H187ZM190 20H188V21H186V22H189ZM194 20V19H193ZM193 20L191 21L192 23H193ZM199 20V21H200ZM234 20V19H233ZM239 20H237L236 19V21H238L239 22ZM241 20H243V19H241ZM240 20V21H241ZM110 21H112V20H110ZM109 21V23H111ZM122 21V20H121ZM127 21V20H126ZM153 21V20H152ZM158 21V20H157ZM156 21V22H157ZM203 21H205L204 20V18H203ZM212 21H213V19H212ZM215 21H217V22H219V18H218V20H215ZM215 21H213V23L215 24ZM225 21V20H224ZM3 22V21H2ZM21 22V21H20ZM125 22V21H124ZM141 22V21H140ZM149 22V21H148ZM159 22V21H158ZM200 22H202V21H200ZM208 21H207V19H206V22L205 23H203L202 22V24H198L197 25V21L196 22H194L193 24H192V26L194 25V24H196V26L195 27H192L191 26V24H189L190 25V27L192 28V30H191V32L190 33H188V34H185V35H183L182 37H180L181 36V34L179 35H175V36H179V37H175L174 36V34H172L173 36H171L170 34V37H169V35H167L169 38H167V36H166V41L168 42V44L170 43L172 46H173V42H175L176 43V41H177V43H176V45H175V43H174V45L175 46H173L175 49L174 50H176L177 52H182V51H184L185 52V50H188L187 52H188V54L190 53V55H191V57H194V59H195V61H196V65H193V66H195V70L193 71V74H192V77H190L192 80H194L193 81V84H195L196 86H198V89H199V87L200 88H202V89H204L205 91H208L209 92V95L207 96V95H205V96H203L204 94H202V95H199V96H196L197 94H193V96L195 97L196 96V98H192L190 95H188V97H190L191 99H194V101H196V102H198V100H204V102L206 101L207 102V100L206 99H208V98H213V97H217L218 99H216L215 101H213L212 103L210 102V105H206V106H202V105H200L201 103H199V106H201V108L203 107V111L201 110V108L199 109V107H198V110H197V108H196V110L195 109H190L191 111L192 110H195V111H199L198 113L197 112H194V113H196L197 115L199 114V113H201V114H211V113H215V115H216V113H217V115L220 113V115H222V114H224L223 116H226V115H230V114H232V113H235V111L238 109L239 110V108H240V106L241 105H243L242 107V109H243V115H245V118H243V119H250V123H249V120H246V121H248V123H243V129L242 130H244L245 132H249V134H250V132L252 131V133L254 132L255 133V131H258V132H260V130H264V84L262 83V82H264V78H262L261 77V74H263V72L261 71V70H263L262 68H261V70L258 68V67H256V65L255 64H257V62L256 63H254V60L253 59H251V60H244V59H242V58H238V59H236V60H233V63L234 64H232V65H234L231 69H233L234 67H235V70H234V73H235V71L237 70L239 73L237 74V71H236V73H235V75L237 74V75H241L243 78V89L241 88V85H239L238 83H236V81L234 80V78H233V76L231 75H227V76H224L223 74H224V71H221V72H223V74H219V75H217L218 74V72L217 73H215V75L214 74H212L213 76V79H212V77L209 75V76H207V75H205L202 71H203V69L205 68V67H207V66H210V65H212V67H214V65H216V64H218V66L220 67V65L219 64H221V62H222V60H223V62L224 61H226V60H224V59H227L228 60V58H229V54H227V51H230V50H226V47H224V43L228 40V41H232L234 38H236V37H234V34H235V32H237V30L239 31V30H241V33H242V27H240L241 25H243V23L241 24V23H239L238 25H237V22L235 23V25H234V22L235 21H233L232 23V25L230 26L229 24H226L225 22V24H223V23H217L218 25H214L211 21H209V23L208 24H206ZM213 24H211V23ZM220 22H222V21H220ZM243 22V21H242ZM123 23V22H122ZM121 23V25H123ZM145 23V22H144ZM154 23V22H153ZM92 24H93V22H92ZM117 24H119V23H117ZM126 24V28H127V26H128V28L125 30L126 32H122L121 33V35H120V33L117 35V34H115L116 33V31H115V35H113L112 33V35L110 36V39H109V36L107 37H105L104 38V40L107 38V39H109L107 42H106V40L104 41V42H106V43H110L109 41H112V43H114L113 44V46L115 47V51L118 49L119 50V48L121 47H123L122 48V51H124V52H122L121 50V52L124 54H122L120 51H118V52H120L119 54H121V55H119L118 56V58L116 59L115 57H108V56H105V52H107L109 49H107V51H105L104 52V50L103 49H105L106 47H103V45L104 44H101V43H97L98 44V46H100L99 44H101V46L98 48L97 47V45H95L94 44V46H91L92 47V49L91 48H89L90 50H93L95 53H96V55H98V53H100L101 51H103L102 53L104 54V56H105V59H104V61L105 60H107L106 62H109L110 64H112L113 66H117L116 67V70L118 69V70H120L121 72H123L124 70L123 69H125V67H127L128 65H126V64H129L130 63V61H131V59H127V61L126 60H124V56L127 54L128 55V52L130 53V48H132V47H124V45L125 44H127V46H130V45H132V43L134 44V42L133 41H136L135 43H137V42H139V41H141V40H147V42L146 43H150L151 41H152V43H150L149 44V46L151 45V44H154L155 45V43H154V40H149L148 38H146V37H144L145 35H141V34H139V31L138 30H140L141 29V25L142 24H140V23H138V22H134V23H132V24H127V23H125ZM156 24V23H155ZM211 24V25H210ZM113 25V24H112ZM111 25V26H112ZM116 25V24H115ZM120 25V26H121ZM144 25V24H143ZM153 25V24H152ZM1 26V29H3V26L2 25H0ZM16 26V25H15ZM19 26V25H18ZM114 26V25H113ZM120 26L118 27L119 29H120ZM125 26V25H124ZM149 26V25H148ZM151 26V25H150ZM115 27V26H114ZM140 27V28H139ZM152 27H154V26H152ZM112 28V27H111ZM116 28V27H115ZM139 28V29H138ZM144 28V27H143ZM148 28H150V27H148ZM190 28V29H191ZM240 28V29H239ZM114 29V28H113ZM119 29L117 30L118 32H121V30L119 31ZM138 29V30H137ZM147 29V28H146ZM146 29H143V30H146ZM153 29V28H152ZM152 29L150 30V32L152 31ZM179 29V28H178ZM182 29V28H181ZM110 30V31H109ZM124 30V29H123ZM147 30H149V29H147ZM183 30V29H182ZM187 30V29H186ZM52 31V30H51ZM141 31V30H140ZM180 31V30H179ZM179 31H176V32H178L179 33ZM143 32V31H142ZM146 33H147V31H145ZM107 33V34H106ZM138 33V34H137ZM171 33V32H170ZM173 33H175V32H173ZM0 34H2V33H0ZM58 34H60V33H58ZM177 34V33H176ZM237 34V33H236ZM104 35V36H105ZM152 35H154V34H152ZM152 35H151V37H152ZM165 36V35H164ZM236 36V35H235ZM98 38V39H97ZM103 38V37H102ZM101 38V39H102ZM153 38H155V37H153ZM164 39H165V37H163ZM240 38V37H239ZM3 39V38H2ZM59 39V38H58ZM162 39V38H161ZM163 39V40H164ZM193 39V40H192ZM194 39H195V41H194ZM242 39V38H241ZM240 39V40H241ZM94 40V41H95ZM103 40V39H102ZM156 40H158V39H156ZM162 40V41H163ZM193 42H192V41ZM55 41V40H54ZM56 41H57V39H56ZM59 41V43L60 42H66V38L65 37H60V39L58 40ZM100 41V40H99ZM98 41V42H99ZM161 41V40H160ZM160 42V46H161V44L164 46V42ZM165 41V42H166ZM4 42V41H3ZM3 42H2V44H3ZM46 43H48V44H50L51 42H49V41H45ZM53 42V41H52ZM156 42V41H155ZM158 42V41H157ZM156 42V44L157 45H159L158 43ZM167 42H166V44H167ZM241 42V41H240ZM45 43V44H46ZM125 43V44H124ZM131 43V44H130ZM227 43V42H226ZM0 44H1V42H0ZM63 44H65V43H63ZM119 44H124L123 46H120L119 47ZM138 44V43H137ZM144 44V43H143ZM239 44V43H238ZM50 45H54L53 43L52 44H50ZM60 45H62V44H59V46ZM136 45V44H135ZM170 45V46H171ZM229 44H227L226 46H228ZM39 46V45H38ZM47 46V45H46ZM49 46V45H48ZM56 47H57V45H55ZM109 46H110V44H109ZM113 46H112V48H113ZM126 46V45H125ZM134 46V45H133ZM141 46V45H140ZM139 46V47H140ZM151 46H153V45H151ZM150 46V47H151ZM162 46V47H163ZM171 46V47H172ZM230 46V48H233L231 45H229ZM2 47V46H1ZM12 47V46H11ZM27 47H29V46H27ZM36 47V46H35ZM50 47V46H49ZM48 47V48H49ZM82 47H84V46H82ZM87 47V46H86ZM108 47V46H107ZM111 47V46H110ZM157 47V46H156ZM165 48H167V46H164ZM173 47L171 48V50L173 49ZM13 48V47H12ZM31 48H32V46H31ZM46 48V47H45ZM53 48V47H52ZM109 48V47H108ZM126 48V49H125ZM135 48V47H134ZM152 48V47H151ZM154 48V49H153ZM153 48L151 49V50H153V53L152 54H154L155 53V47L153 46ZM158 48V47H157ZM159 48H161V47H159ZM225 48V49H224ZM227 48H229V47H227ZM234 48H235V46H234ZM237 48V47H236ZM8 49V48H7ZM10 49V48H9ZM25 49V48H24ZM28 49H30V48H28ZM41 49V48H40ZM84 49H87V48H84ZM139 50L137 51V52H139L140 51V49H142L141 50V52H145V53H148V52H146V50H148V44L147 45H142V48L140 47V48H138ZM162 49V48H161ZM1 50H3V49H1ZM0 50V51H1ZM16 50V49H15ZM27 50V49H26ZM31 50V49H30ZM113 51V49H111L110 48V50L109 51ZM157 50V49H156ZM167 50V49H166ZM171 50H169V51H171ZM232 50V49H231ZM238 50V49H237ZM240 50V49H239ZM238 50V51H239ZM242 50H243V48H242ZM242 50H240V51H242ZM6 51H8V50H6ZM34 52H35V50H33ZM32 51V52H33ZM41 51V55H39V56H42V58L44 57H46L47 58V55H48V53H45V51L43 50H40ZM108 51V53H110ZM115 51L113 52V54L115 55ZM162 51V50H161ZM168 51V50H167ZM168 51V52H169ZM175 51V52H176ZM3 52V51H2ZM24 52H25V50H24ZM37 52V51H36ZM49 52V51H48ZM157 53H158V51H156ZM165 52V54H163V56L165 55V57L166 58H168V56L170 55V57H171V54H169L168 52L166 53V51L164 50L163 51V53ZM184 52H183V54H184ZM186 52V53H187ZM235 52H236V50H235ZM15 53H17V52H15ZM14 53V54H15ZM54 52L52 51V54H53ZM102 53H100L101 54V56H103L102 55ZM107 53V55H109L110 56V54H108ZM112 53V52H111ZM145 53H144V55H145ZM174 53V52H173ZM233 53V52H232ZM38 54H39V52H38ZM50 55H51V53H49ZM99 54V55H100ZM117 54V53H116ZM135 54V53H134ZM166 54L168 55V56H166ZM176 55L178 54V53H175ZM175 54H173L174 56H175ZM234 54H237V53H234ZM233 54V55H234ZM243 53H241V55H242ZM16 55V57H17V54H15ZM28 55H30V53L28 54V51H27V56ZM50 55H48V57L50 56ZM54 55V54H53ZM118 55V54H117ZM133 55V54H132ZM141 55H143L142 53L140 54V58H142L141 57ZM143 55V56H144ZM147 55V54H146ZM190 55H188V57H190ZM192 55H194V56H192ZM26 56V55H25ZM52 56V55H51ZM101 56L99 57V58H101ZM122 56V57H121ZM130 56H131V54H130ZM130 56H127L128 58L130 57ZM137 56V57H138ZM154 56H156V54L155 55H153V57ZM162 56V54H160V57ZM162 56V57H163ZM183 56V55H182ZM235 56V55H234ZM251 56V55H250ZM6 57H8V58H10L8 55L6 56ZM12 57V56H11ZM35 57V56H34ZM107 57V58H106ZM126 57V56H125ZM126 57V58H127ZM138 57V59H140ZM148 57H150V58H152V56H151V53L148 55ZM164 57V58H165ZM187 57V58H188ZM238 57H240V56H238ZM4 58H5V56H4ZM26 58V57H25ZM27 58H29V57H27ZM36 58V57H35ZM41 58V59H42ZM45 58V59H46ZM50 58V57H49ZM95 58V57H94ZM111 58H115L114 60H112ZM147 58V57H146ZM150 58H148V60H146V59H141L142 61H143V63L145 64V61L147 62V61H149V59ZM155 58H157V57H155ZM159 58V57H158ZM163 58V59H164ZM165 58V59H166ZM231 59H232V56L230 57ZM235 58H237V57H235ZM262 58V57H261ZM1 59V58H0ZM44 59V60H45ZM48 59V58H47ZM46 59V60H47ZM102 59V58H101ZM178 59V58H177ZM233 59H234V57H233ZM254 59H255V57H254ZM257 59V58H256ZM9 60V59H8ZM15 60H16V58H15ZM37 60H40V59H37ZM89 60V59H88ZM92 60H94V59H92ZM91 60V61H92ZM97 60V59H96ZM128 60H130V61H128ZM140 60V63L142 62ZM156 60V59H155ZM158 60V59H157ZM160 60V59H159ZM155 61L156 63V66H157V63L158 62H160V61ZM191 60H193L192 58H191ZM10 61H11V59H10ZM90 61V62H91ZM100 62L101 61H103V60H99ZM124 61H126V62H124ZM132 61H133V59H132ZM150 61H154V58H153V60H151L150 59ZM181 61V60H180ZM184 61V60H183ZM232 61V60H231ZM7 62H9V61H7ZM6 62V63H7ZM96 62H98V60L96 61ZM95 62V63H96ZM137 62V61H136ZM135 62V63H136ZM187 62V61H186ZM185 62V63H186ZM189 62V61H188ZM222 62V63H223ZM230 62V60L227 62L226 61V63H229ZM264 62V61H263ZM3 63V62H2ZM5 63V62H4ZM10 63V62H9ZM42 63V62H41ZM134 63V62H133ZM142 63V64H143ZM150 63V62H149ZM153 63V62H152ZM193 63V62H192ZM225 63V62H224ZM10 64H12V63H10ZM10 64H9V66H10ZM103 64H104V62H103ZM132 64V63H131ZM131 64H129V66H131ZM142 64H140V66L142 65ZM154 63L152 64V65H155ZM164 64H165V62H164ZM170 64V63H169ZM180 65H181V62L179 63ZM183 64V63H182ZM187 64V63H186ZM186 64H184V65H186ZM37 65H39V64H37ZM101 65V64H100ZM99 65V66H100ZM111 65V67H113ZM132 65H135V64H132ZM148 65V64H147ZM177 65V64H176ZM179 65V66H180ZM224 65V64H223ZM226 65V64H225ZM228 65V64H227ZM229 65H231V63H229ZM228 65V66H229ZM8 66V67H9ZM93 66V65H92ZM108 66H110V65H108ZM128 66V68H130ZM142 66H144V65H142ZM172 67H173V65H171ZM178 66V65H177ZM183 66V65H182ZM182 66H180V68L182 67ZM191 66V65H190ZM217 66V65H216ZM227 66V67H228ZM259 66V65H258ZM261 66V65H260ZM264 66V65H263ZM3 67V66H2ZM6 67H7V65H6ZM114 67V68H115ZM153 67V66H152ZM186 67V66H185ZM93 68V67H92ZM113 68V69H114ZM128 68H126V69H128ZM176 68V67H175ZM174 68V69H175ZM217 68V67H216ZM222 68V67H221ZM225 68V67H224ZM223 68V69H224ZM103 69H105V68H103ZM125 69V70H126ZM130 69H133V67L132 68H130ZM135 69V68H134ZM192 69V68H191ZM206 69V68H205ZM205 69H204V71H205ZM207 69H210V67L209 68H207ZM219 69V68H218ZM217 69V71H220L221 69H219L218 70ZM230 69V68H229ZM115 70V69H114ZM117 70V72H118V74H119V72L120 71H118ZM123 70V71H122ZM181 70V69H180ZM186 70H188V69H186ZM210 70H212V68L210 69ZM210 70H209V72H210ZM53 71V70H52ZM133 71V70H132ZM135 71V70H134ZM133 71V72H134ZM159 71V70H158ZM177 71V70H176ZM208 70H206V72H207ZM226 71H228V69L226 70ZM230 71V70H229ZM229 71H228V73H229ZM29 72V71H28ZM45 72V71H44ZM126 71H124V73H125ZM130 72V71H129ZM179 72V71H178ZM182 72V74H183V71H181ZM184 72H185V70H184ZM215 72V70L213 71V72H211V73H214ZM220 72V73H221ZM232 72V71H231ZM39 73V72H38ZM38 73H35L36 75L38 74ZM48 73H49V71H48ZM67 73V72H66ZM71 73V72H70ZM73 73V72H72ZM126 73H128V72H126ZM125 73V74H126ZM142 73V72H141ZM186 73V72H185ZM192 73V72H191ZM27 74V73H26ZM34 74V73H33ZM59 74H62V73H59ZM58 74V75H59ZM125 74H122V76L120 75V77L122 78V82L124 83V80H129V82L131 81V82H133L132 80V77H130V75L128 74V76H127V74L125 75ZM131 74L133 75V78L134 77H136V75L137 74H139V73H137V74H133L132 72H131ZM143 74V73H142ZM231 74H233V72L231 73ZM41 75V74H40ZM54 75V74H53ZM56 75H57V73H56ZM104 75V74H103ZM131 75V76H132ZM140 75V74H139ZM139 75L136 77V78H138L139 77ZM144 75V74H143ZM143 75H140V77H142ZM154 75V74H153ZM153 75H152V79L154 80V78H153ZM234 75V74H233ZM234 75V76H235ZM235 76V77H237V79L238 78H240L241 79V76L239 77V76ZM39 76V75H38ZM43 76V75H42ZM48 76V75H47ZM55 76V75H54ZM61 76V75H60ZM125 76V77H124ZM145 76V75H144ZM154 76H156V74L154 75ZM159 76V75H158ZM157 76V77H158ZM167 76V75H166ZM214 76H216V77H214ZM40 77V76H39ZM56 77V76H55ZM105 77V76H104ZM119 77V79H121ZM149 77H150V75H149ZM157 77H155L156 79H157ZM168 77V76H167ZM186 77V76H185ZM263 77H264V74H263ZM29 78H31V77H29ZM42 78H45L46 79V77H42ZM50 78V77H49ZM49 78H47V79H49ZM135 78V79H136ZM146 80H148V79H150V78H148V76H146ZM160 78H161V76H160ZM160 78H158V80L160 79ZM177 78V77H176ZM187 78V77H186ZM190 78H188V79H190ZM46 79V80H47ZM51 79V78H50ZM55 79V78H54ZM54 79H52V80H54ZM102 79H103V77H102ZM105 79V78H104ZM141 78H139V80H140ZM142 79H143V77H142ZM165 79V78H164ZM167 79V78H166ZM178 79H179V77H178ZM236 79V78H235ZM240 79L239 80H237V81H240ZM39 80H40V78H39ZM43 80V79H42ZM42 80H41V82H42ZM46 80H44L45 82H46ZM111 80V79H110ZM113 80V79H112ZM138 80V79H137ZM138 80V81H139ZM151 80V79H150ZM152 80V81H153ZM157 80V81H158ZM168 80V79H167ZM174 80V79H173ZM108 81V80H107ZM113 81H115V78H114V80ZM112 81V82H113ZM117 81H118V79H117ZM143 81H145V79L144 80H140L139 81V84L140 83H142ZM149 81V80H148ZM151 81V82H152ZM181 81H183V80H181ZM121 82V83H122ZM129 82H127V84L129 83ZM130 82V83H131ZM137 82V81H136ZM136 82H133L132 84H134V83H136ZM156 82V81H155ZM168 82V81H167ZM173 82V81H172ZM175 82H177L176 80H175ZM180 82V81H179ZM48 83V82H47ZM56 83V82H55ZM106 83V82H105ZM105 83H103L104 85H107V84H105ZM152 83H154V82H152ZM151 83V84H152ZM158 83V82H157ZM160 83H162V82H160V80H159V84H157V89L159 90V93H160V89L163 91H169V90H171V91H169V95H170V93H173V90L172 89H170V87H168L169 88V90L168 89H166L165 88V86L163 87V86H160ZM182 83V82H181ZM132 84L130 85V87H133L132 86ZM150 84V85H151ZM155 84V83H154ZM153 84V85H154ZM170 84H171V82H170ZM172 84H175V83H172ZM177 84V83H176ZM188 84V83H187ZM187 84H186V86H187ZM192 84V83H191ZM242 84V83H241ZM46 85H48V84H46ZM53 85V84H52ZM74 85V84H73ZM99 85V84H98ZM101 85V84H100ZM104 85H101L102 87L104 86ZM148 85V84H147ZM152 85V86H153ZM163 85V84H162ZM178 85V84H177ZM177 85H171V86H175V87H177ZM182 85H184V81H183V84ZM2 86V85H1ZM71 86V85H70ZM75 86V85H74ZM112 86H113V84H112ZM126 87H127V85H125ZM128 86H129V84H128ZM136 86H139V85H136ZM141 86V85H140ZM140 86H139V88H140ZM156 86V85H155ZM160 87V89H159V87ZM179 86V85H178ZM195 86V87H196ZM48 87V86H47ZM68 87V86H67ZM122 88H123V85L121 86ZM149 87V86H148ZM180 87V86H179ZM94 88V87H93ZM116 88H119V87H116ZM128 89H127V91L129 90V87H127ZM134 88H135V85H134ZM146 88V87H145ZM151 88V87H150ZM153 88H154V86H153ZM155 88V90H157ZM171 88H173V89H175L174 87H171ZM187 89H188V87H186ZM185 88V89H186ZM189 88H191L190 86H189ZM192 88H193V86H192ZM191 88V89H192ZM197 88V87H196ZM195 88V89H196ZM4 89V88H3ZM10 89H11V87H10ZM9 89V90H10ZM60 89H62V88H60ZM76 89V88H75ZM100 89V88H99ZM103 89V88H102ZM111 89H113V88H111ZM132 89V88H131ZM144 88H142V90H143ZM147 89V88H146ZM145 89V90H146ZM183 89V88H182ZM194 89V88H193ZM7 91H8V88L6 89ZM56 90H57V88H56ZM68 90V89H67ZM77 90V89H76ZM76 90H74L75 92H76ZM83 90L85 91V89L83 88ZM105 90V89H104ZM106 90H108V89H106ZM121 90V89H120ZM150 90V89H149ZM157 90V91H158ZM70 91V90H69ZM73 91V92H74ZM78 91H81L80 89L78 90ZM91 91V90H90ZM122 91H123V89H122ZM124 91H126V90H124ZM123 91V92H124ZM133 91V90H132ZM131 91V92H132ZM161 91V92H162ZM163 91V92H164ZM175 91V90H174ZM185 92H183V93H186V90H184ZM193 90H191V92H192ZM200 91L201 90H199V92L198 93H200ZM43 92V91H42ZM51 92V91H50ZM49 92V93H50ZM66 92V91H65ZM71 92V91H70ZM69 92V94H71ZM102 92V91H101ZM107 92V91H106ZM116 92V91H115ZM130 92V93H131ZM138 92V91H137ZM143 92H144V90H143ZM152 92V91H151ZM197 92V91H196ZM52 93H54V92H52ZM57 93V92H56ZM55 93V94H56ZM60 93H62V92H60ZM68 93V92H67ZM77 93V92H76ZM82 93H83V91H82ZM86 93V92H85ZM91 93V92H90ZM98 93V92H97ZM109 93V92H108ZM139 93H140V91H139ZM157 93V92H156ZM179 93V92H178ZM183 93H181V94H183ZM189 93H190V90H189ZM205 93H207V92H205ZM1 94V93H0ZM42 94V93H41ZM59 94V93H58ZM63 94V93H62ZM75 94V93H74ZM79 94H80V92H79ZM87 94V93H86ZM86 94H84L83 93V95L82 94H80L81 95V98L84 96H87ZM92 94V93H91ZM93 94H94V92H93ZM101 94V93H100ZM115 94V93H114ZM147 94V93H146ZM166 94V95H165ZM167 94H168V92L167 93H165L164 92V95L167 97ZM175 94V93H174ZM174 94H172V95H174ZM181 94H180V97L179 98H176V100H175V96H174V100H173V98L172 99H170L169 101H172L171 103H169V102H167L165 99H163L164 101H166V102H162V101H160V102H162V103H160V107H152L150 110L154 113V115H161V114H163L165 111H166V113H167V111L169 110V108H168V106L171 104V106H172V109L173 108H175L177 105V108H181L183 105L182 104H188L190 101H191V99L190 98H188L187 100H189L190 99V101H188V103H185V102H187V100L185 101V98H187V97H184L183 95V98H181ZM191 94V95H192ZM38 95H40V94H38ZM43 95V94H42ZM47 95V94H46ZM49 95V94H48ZM51 95V94H50ZM64 95H66V94H64ZM90 95V94H89ZM95 96L94 97H92V95H90V98H84V99H91V98H95L96 97V93L94 94ZM105 95V94H104ZM104 95H101L102 97L104 96ZM112 95V94H111ZM171 95V96H172ZM176 95V94H175ZM187 94H185V96H186ZM54 97H56L57 95H53ZM60 96V95H59ZM67 96H69V95H67ZM97 96H98V98H99V95L97 94ZM163 96V95H162ZM164 96V97H165ZM52 97V96H51ZM63 97V96H62ZM73 97V98H72ZM115 97V96H114ZM121 97V96H120ZM159 97V96H158ZM47 98V97H46ZM61 98V97H60ZM69 98V97H68ZM67 98V99H68ZM72 100V104H79V102L80 101H82V99L81 98H79V96L77 95V96H71L70 97ZM69 98V99H70ZM104 98V97H103ZM116 98V97H115ZM122 98V97H121ZM130 98V97H129ZM134 98V97H133ZM168 98H169V96H168ZM171 98V97H170ZM45 99V98H44ZM102 99V98H101ZM117 99H120V98H117ZM123 100H125V97H123L122 98ZM179 99V100H178ZM18 100H20V99H18ZM48 100H49V98H48ZM47 100V101H48ZM93 99H91V101H89V103L90 102H93L92 101ZM97 100V99H96ZM99 100V99H98ZM97 100V101H98ZM107 100V99H106ZM112 100H113V98H112ZM126 100H129L127 97H126ZM125 100V101H126ZM136 101L137 99H130L129 101ZM139 100V99H138ZM142 99H140V101H141ZM145 100V99H144ZM149 100V99H148ZM50 101V100H49ZM65 102H66V100H64ZM63 101V102H64ZM70 100H68V102H69ZM70 101V102H71ZM73 101H75V102H73ZM78 101V102H77ZM104 101V100H103ZM128 101V102H129ZM132 101H131V103H132ZM143 101V100H142ZM193 101V102H194ZM208 101H211L210 99H208ZM70 102H69V104H70ZM84 102H87L88 103V100L87 101H85L84 100ZM83 101H82V103L85 105V103H84ZM95 102V101H94ZM101 102V101H100ZM105 102V101H104ZM108 102H110V101H108ZM107 102V103H108ZM115 102H116V99H115ZM114 102V103H115ZM120 102V101H119ZM123 102V101H122ZM133 102V103H134ZM143 102H145V101H143ZM143 102H142V104H140V105H142V107L140 106L139 108H144L143 107ZM155 102V101H154ZM157 102H159V101H157ZM184 102V103H183ZM192 102V101H191ZM192 102V103H193ZM202 102V101H201ZM205 102V103H206ZM38 103V102H37ZM67 103V102H66ZM81 102H80V104L79 105H81L82 104ZM97 103H99V102H97ZM106 103V102H105ZM138 103V102H137ZM146 103H147V101H146ZM156 103V102H155ZM154 103V104H155ZM192 103H189L190 105L188 106L187 105V107H190L191 106V104ZM205 103H204V105H205ZM243 103V104H242ZM6 104H7V102H6ZM5 104V105H6ZM13 104V103H12ZM16 104V103H15ZM42 104V103H41ZM71 104V105H72ZM94 104V103H93ZM101 104H102V102H101ZM100 104V105H101ZM113 104V103H112ZM111 104V105H112ZM117 104V103H116ZM122 103H120V105H121ZM127 104V103H126ZM136 104V103H135ZM145 104V103H144ZM147 104H149V103H147ZM152 104V103H151ZM173 104V105H172ZM177 104V105H176ZM181 104V107L179 106ZM9 105V104H8ZM14 105V104H13ZM9 106V108H11V107H14V106ZM20 105V104H19ZM18 105V106H19ZM22 105V104H21ZM29 105V104H28ZM64 105V104H63ZM66 105V104H65ZM83 105V106H84ZM110 105V104H109ZM118 105V104H117ZM117 105H116V107H117ZM133 105V104H132ZM153 105V104H152ZM159 104H157V106H158ZM163 105V106H162ZM197 105V104H196ZM195 105V106H196ZM30 106H32V104H30ZM29 106V107H30ZM39 106V105H38ZM37 106V107H38ZM67 106H68V104H67ZM66 106V107H67ZM70 106V105H69ZM73 106H75V105H72V107ZM87 106V105H86ZM95 106V105H94ZM105 106V105H104ZM113 106H115V105H113ZM155 106H156V104H155ZM15 107H17L16 105H15ZM23 107H25V106H23ZM22 107V108H23ZM34 107V106H33ZM32 107V108H33ZM77 107V106H76ZM81 107H82V105H81ZM93 107V106H92ZM96 107H97V104H96ZM95 107V108H96ZM125 107H126V105H125ZM129 107H130V105H129ZM133 107V106H132ZM135 107H136V109H137V106L135 105ZM151 107V106H150ZM184 107V106H183ZM182 107V108H183ZM187 107H185V108H187ZM9 108H7V109H9ZM18 108V107H17ZM20 108V107H19ZM71 108V107H70ZM112 108V107H111ZM128 107H126V108H121L122 109V111L124 110V109H127ZM131 108V107H130ZM146 108V107H145ZM148 108V111H149V107H147ZM147 108H146V110L145 111H147ZM176 108V109H177ZM16 110V108H13V109H9V111L11 112V113H13V112H19V111H13V110ZM39 109V108H38ZM38 109H33V110H38ZM88 109V108H87ZM90 109V108H89ZM88 109V110H89ZM103 109V108H102ZM109 109V108H108ZM119 109H120V107H119ZM134 110H135V108H133ZM175 109V110H176ZM189 109V108H188ZM241 109V108H240ZM4 110V109H3ZM39 110H41V109H39ZM77 110V109H76ZM92 110H93V108H92ZM95 110V109H94ZM128 110V109H127ZM141 110V109H140ZM144 110H142V111H144ZM2 111V110H1ZM13 111V112H12ZM42 111V110H41ZM107 111H109V110H107ZM116 111H117V109H116ZM121 111V110H120ZM124 111H126V110H124ZM132 111V110H131ZM5 112V111H4ZM8 112V111H7ZM80 112V111H79ZM79 112L77 113L78 115H79V117H80V114L82 113H80L79 114ZM84 112V111H83ZM119 112V111H118ZM127 112H130V111H127ZM10 113V114H11ZM76 113V112H75ZM124 113V112H123ZM132 113H135V111L134 112H132ZM143 113V112H142ZM142 113H139V115L140 114H142ZM144 113H146V112H144ZM150 112H148V114H149ZM177 113V112H176ZM187 113H188V111H187ZM0 114H2L1 112H0ZM4 114H6V113H3V116H4ZM8 114V113H7ZM21 114V113H20ZM72 114H74V113H71V115ZM77 114L75 115L76 117H77ZM88 115H89V113H87ZM147 114V113H146ZM152 114V113H151ZM189 114H191V112L189 113ZM237 114V113H236ZM241 114V113H240ZM240 114H237V115H240ZM12 115V114H11ZM14 115V114H13ZM16 115V114H15ZM19 115V114H18ZM70 115V116H71ZM82 115V114H81ZM137 115V114H136ZM144 115V114H143ZM142 115V116H143ZM165 115V114H164ZM174 115V114H173ZM187 115V114H186ZM194 115V114H193ZM212 115V114H211ZM216 115V116H217ZM233 115V114H232ZM1 116V115H0ZM3 116H2V118H3ZM73 117V118H76V117ZM162 117H163V115H161ZM175 116V115H174ZM196 116V115H195ZM200 116H202V115H200ZM208 116V115H207ZM206 115H205V117H207ZM236 116V115H235ZM13 117V116H12ZM11 117V118H12ZM82 117V116H81ZM105 117V116H104ZM153 117H155V116H153ZM152 117V118H153ZM161 117V118H162ZM181 117V116H180ZM197 117V116H196ZM205 117H203L202 119H204ZM218 117H219V115H218ZM217 117V118H218ZM221 117V116H220ZM231 117V116H230ZM237 117H239V116H237ZM1 118V117H0ZM5 118V117H4ZM7 118V117H6ZM71 118V117H70ZM94 118V117H93ZM159 118V117H158ZM192 118V117H191ZM195 118V117H194ZM212 118H214V117H212ZM223 118V117H222ZM226 118H227V116H226ZM229 118V117H228ZM8 119H9V117H8ZM14 119H16V118H14ZM82 119V121H83V118H81ZM86 119H87V117H86ZM85 119V120H86ZM95 119H96V117H95ZM154 119V118H153ZM152 119V120H153ZM155 119H157V118H155ZM160 119V118H159ZM174 119V118H173ZM176 119V118H175ZM177 119H179V118H177ZM198 119H200V118H198ZM209 119H211V118H209ZM214 119H216V118H214ZM234 119H235V117H234ZM1 120V119H0ZM4 120H7V119H4ZM76 120H78V119H76ZM167 120V119H166ZM191 120V119H190ZM197 120V119H196ZM195 120V121H196ZM205 120V119H204ZM226 120H228V119H226ZM230 120V119H229ZM241 120V119H240ZM2 121V120H1ZM11 121H12V119H11ZM66 121V120H65ZM68 121V120H67ZM88 121H90V119L88 120ZM92 121V120H91ZM174 121H177V120H174ZM173 121V122H174ZM181 121V120H180ZM184 121H186V120H184ZM189 121V120H188ZM194 121V122H195ZM212 121V120H211ZM222 121H224V120H222ZM230 121H232V119L230 120ZM7 122V121H6ZM58 122V121H57ZM61 122V121H60ZM59 122V123H60ZM81 122V121H80ZM93 122V121H92ZM164 122V121H163ZM166 122H168V121H166ZM183 122V121H182ZM198 122V121H197ZM204 122H206V120L204 121ZM203 121H202V123H204ZM207 122H208V120H207ZM210 122V121H209ZM213 122V121H212ZM214 122H216V121H214ZM221 122V121H220ZM238 122V121H237ZM241 122H243V121H241ZM241 122H240V124H241ZM170 123H171V121H170ZM177 123V122H176ZM175 123V124H176ZM217 123H219V122H217ZM222 123V122H221ZM225 123V122H224ZM57 124V123H56ZM149 124V123H148ZM156 124V123H155ZM161 124V123H160ZM173 124V123H172ZM178 124H180V122L178 123ZM194 124V123H193ZM192 124V125H193ZM208 124V123H207ZM212 124V123H211ZM226 124V123H225ZM58 125V124H57ZM66 125V124H65ZM151 125V124H150ZM154 125V124H153ZM191 125V124H190ZM197 125V124H196ZM199 125H201V122L199 123ZM214 125H216L215 123H214ZM219 125H220V123H219ZM224 125V124H223ZM234 125H235V123H234ZM239 125V124H238ZM61 126H62V124H61ZM64 126V125H63ZM67 126V125H66ZM127 126V125H126ZM130 126H132V125H130ZM165 126V125H164ZM177 126V125H176ZM236 126H237V124H236ZM236 126H234V127H236ZM74 127V126H73ZM76 127V126H75ZM129 127V126H128ZM134 127H136V126H134ZM149 128H150V126H148ZM162 127V126H161ZM173 127V126H172ZM178 127V126H177ZM63 128V127H62ZM66 128V127H65ZM64 128V129H65ZM68 128V127H67ZM72 128V127H71ZM127 128V127H126ZM147 128V127H146ZM155 128V127H154ZM154 128H152V129H154ZM190 128V130H191V127H189ZM199 128H200V126H199ZM203 128V127H202ZM232 128V127H231ZM240 129H241V127H239ZM45 129V128H44ZM46 129H49V128H46ZM45 129V130H46ZM55 129H57L56 127H55ZM54 129V131H59V130H55ZM59 129V128H58ZM61 129V128H60ZM73 129V128H72ZM75 129V128H74ZM73 129V130H74ZM78 129H80V128H78ZM87 129V128H86ZM92 129V128H91ZM185 129V128H184ZM197 129V128H196ZM217 129V128H216ZM230 131H231V129L230 128H228ZM227 129V130H228ZM71 131V130H69V129H66V131ZM72 130V131H73ZM121 130V129H120ZM125 130V129H124ZM135 130V129H134ZM147 130V129H146ZM156 130V129H155ZM175 130V129H174ZM178 130V129H177ZM182 130V129H181ZM195 129L193 128V131H194ZM215 130V129H214ZM220 130V129H219ZM236 130V129H235ZM237 130H239L238 128H237ZM236 130V131H237ZM67 131V132H68ZM75 131H78L77 129L75 130ZM83 131H86V130H83ZM92 131V130H91ZM141 131V130H140ZM143 131H145V130H143ZM147 131H149V129L147 130ZM158 131V130H157ZM170 131V130H169ZM183 131V130H182ZM200 131V130H199ZM216 131V130H215ZM56 132H54V134L56 133ZM74 132V131H73ZM98 132V131H97ZM109 132V131H108ZM146 132V131H145ZM144 132V133H145ZM152 132V131H151ZM154 132V131H153ZM165 132V131H164ZM172 132H173V130H172ZM178 132H181V131H178ZM185 132V131H184ZM188 132H189V130H188ZM211 132V131H210ZM223 132H225V131H223ZM223 132H222V134H223ZM233 132L235 133V131H232V134H233ZM0 133H1V131H0ZM111 133H113V132H111ZM115 133V132H114ZM122 133H123V131H122ZM122 133L120 134V133H118V135H122ZM124 133H125V131H124ZM128 133V132H127ZM137 133H139V132H137ZM136 132H135V136H136V134H137ZM183 133V132H182ZM185 133H187V132H185ZM184 133V134H185ZM226 133H229V131H227ZM231 133V132H230ZM240 133V132H239ZM241 133H242V131H241ZM53 134V135H54ZM65 134H66V132H65ZM68 134V133H67ZM92 134V133H91ZM96 134V133H95ZM98 134V133H97ZM96 134V135H97ZM108 134V133H107ZM116 134V133H115ZM133 134V133H132ZM161 134V133H160ZM164 134V133H163ZM163 134H161V135H163ZM170 134V133H169ZM175 134V136H176V133H174ZM184 134H181V136L182 135H184ZM197 134H198V132H197ZM211 134V133H210ZM217 134H218V132H217ZM219 134H221V131H220V133ZM245 134V133H244ZM260 134V133H259ZM52 135V136H53ZM76 135H77V133H76ZM86 135V134H85ZM114 135V134H113ZM117 134L115 135V136H117V137H114V136H109V135H107L108 137H110L111 139H110V141L107 143H104V145L102 146V138H104L103 136H106V134H103L102 136H101V145H100V149H101V151L102 150H106V151H111V152H114L115 154H117V155H115L114 156V158L112 157V155L110 154V159L107 157V158H104L103 160L104 161H102L103 163H100L101 161H99L100 159L98 158V159H96L97 161H99V162H93V161H95L94 159H93V161H90V162H88L87 164H85L86 166H83V168L81 169V170H78L79 168H76V169H71V168H69V169H67L66 167L67 166H64V164L63 163H61V164H63V166L66 168H64L62 165H60L59 166V164L57 165V162H58V160H57V162H55V164L53 165V166H51V168H49V169H46V170H41L40 172H34V173H31V172H28V173H31V174H27V172L26 173H24L25 174V176L27 175L28 176V179L29 180H31L32 182H35L33 185H34V189L36 188L35 186H37V188L38 189H41V191L42 190H44L45 192H46V194L47 195H45V197H42L43 195H40L39 194V192H38V189L35 191H31V190H33L32 188H28L27 190H25L23 187H20L19 185H17V186H15L14 184V186L13 185H10V183L9 184H7V180H5L6 182V184L5 183H1L2 185H0V187H1V189H0V191H2L3 193H5V194H13V195H16V196H18V197H25V198H27V197H29V198H32V199H36L35 201H37V198L39 199L40 197H42L43 199H46V200H48L49 201V203H51L52 204V201L53 200H55V201H57V200H59V199H66V201L67 200H70V201H72V203H70V204H73V202H76V203H80L81 201H78V199L80 200V199H83V201H82V203H78V205H81V207L80 208H82L83 209V207H85V208H88L89 210H91L92 212H89V211H84L83 210V213L86 215L88 212H89V215L90 216H93V214L94 215H96V217L95 218H97L98 217V221H97V226H95V228L97 229H95V228H93V230L95 229L96 231H98V230H100L101 231V229L103 230V231H107V233L109 232L110 234H112V237L110 238V239H108V241H106V242H108L107 244L104 242H100L99 241V243L97 242V243H95V242H93V243H95V244H93V245H91V247H90V250H88L89 252H88V254L91 256V257H93V256H99L98 258H112V259H114V257H117L118 256V254H120V253H123V252H126V249H127V247H129V245L127 246V243H128V241L127 242H124L125 241V239H122V238H119L117 235H119L118 233H117V235H116V233L115 232H118V231H120V230H118V229H116V226L115 225H117L118 223H120V224H127V223H134V222H137V223H143L144 224V219H145V217H147L148 215H146V214H143L144 213V211H143V208L140 206L139 207V200H141V198H143L144 199V197H140L139 198V196L140 195H138L137 193H138V190L136 191V192H134V190H135V188H141L142 187V185L141 186H139V187H136L135 185H136V183H135V188L133 189V190H131L132 188V186H131V184H128V185H130L131 187H130V189H129V186H127L128 187V189H127V187L125 188V186L127 185V183L129 182V181H131V180H133V182L135 181V182H140V184H141V182H142V184L143 183H146V184H148L147 186H146V190L147 191H150L149 193H150V198H151V190L153 189V190H155V192L157 191L158 193H160V194H158V196L159 195H163V197H164V195H166L165 193H167V192H169L170 190H175V189H179V187L182 185V182L184 181V180H182V182H180V181H175L176 180V178L177 177H184V178H187V180H188V182H190L189 180H193V181H195V182H197L198 184H194L195 186H196V188H198L199 190L201 189H203V191L204 192H206V197H204V198H208L207 196V194H209V193H207L208 191H211L212 193H213V195H212V197H211V195H209L210 196V198H213V197H215V195H214V193L215 192H218V193H220L222 196H227V193H229V192H227V189H229L230 187H231V185L233 184V183H238V184H240L241 186H243V184H248V185H255V186H264V173L262 172H260L259 170H261V169H259L258 167V171H256V170H253V169H250L248 166H246V165H243V157H245L243 154H242V152L240 153V152H237V151H235L236 149L235 148H227L226 146H221L220 144H213V146H212V149H205L206 150V152L207 153H209V154H212V155H210V156H204V157H200V158H198L197 156H196V158H193L191 161H192V163L190 164L189 162L188 163H186V162H184V163H181V164H179V163H176L177 165H173V163H172V165L170 164V165H168L169 164V162H168V164H163L162 162H159V161H156V160H151V159H149L150 157H152V155H150L152 152H154V156L156 157V159L158 160L161 156L159 155L161 152H165V148L167 147V145H169L170 143H166V142H162V140H163V138L162 139H158L159 141L161 140V142H158V140L157 141H154L155 140V138L152 140H148V141H145V140H147L146 138H145V140L143 141V142H141V146H139V148L143 151V150H146V151H148V152H146V155H145V158H146V156L148 155L147 153H150L149 151H152L149 155V158L147 157V159H145V158H140L138 155L137 156H133V157H129V158H127V156H125V154L126 153H128V151H129V147H131L132 146V148L134 149V147L133 146H135L137 143H133V140H131V139H129L128 137L129 136H118ZM123 135H125V134H123ZM141 135H142V133H141ZM140 135V136H141ZM156 135V134H155ZM159 135V134H158ZM165 135V134H164ZM180 135V134H179ZM178 135V136H179ZM186 135V134H185ZM206 135V134H205ZM214 135V134H213ZM228 135V134H227ZM234 135V134H233ZM235 135H237V133L235 134ZM238 135H240V134H238ZM237 135V136H238ZM247 135V134H246ZM261 135V134H260ZM259 135V136H260ZM264 135V134H263ZM82 136H83V134H82ZM87 136V135H86ZM89 136H91V139H92V136L93 135H89ZM95 136V135H94ZM94 136H93V139H94ZM98 136H100V135H98ZM98 136H95V140L97 139L96 137H98ZM131 136V135H130ZM143 136H145L144 134H143ZM147 136V135H146ZM167 135H165V137H166ZM196 136V135H195ZM199 136V135H198ZM197 136V137H198ZM212 136V135H211ZM232 136V135H231ZM254 136V135H253ZM50 137V136H49ZM55 137V136H54ZM54 137H52V138H54ZM57 137V136H56ZM58 137H59V135H58ZM88 137V136H87ZM132 137H134V136H131V138ZM139 137V136H138ZM164 137V138H165ZM174 137V136H173ZM180 137V136H179ZM200 137H201V135H200ZM215 139H216V136H213ZM219 137V136H218ZM222 137H224V135H222ZM226 137H228V136H226ZM226 137H225V140H226ZM241 137H242V135H241ZM51 138V137H50ZM61 138V137H60ZM60 138H59V140H60ZM65 137H63V139L62 140H66V139H64ZM85 138V137H84ZM105 138H107V137H105ZM152 138H153V136H152ZM220 138H221V136H220ZM229 138V137H228ZM235 138V137H234ZM247 138V137H246ZM45 139V138H44ZM48 139V138H47ZM58 139V138H57ZM67 139H68V137H67ZM80 139H82L83 140V138H81L80 137ZM91 139H89V140H91ZM98 139H99V137H98ZM97 139V140H98ZM109 139V138H108ZM144 139V138H143ZM167 138H165V140H166ZM210 139V138H209ZM215 139H214V142H216L217 141V139H216V141H215ZM233 139V138H232ZM250 139V138H249ZM46 140V139H45ZM45 140H43V143L45 142ZM53 140H55V139H53ZM69 140H70V138H69ZM71 140H73V139H71ZM70 140V144L71 145H74L73 147H75L76 145L72 142ZM78 140V142L80 143V142H82V140H79V139H77ZM77 140H76V142H77ZM85 140V139H84ZM83 140V141H84ZM100 140V139H99ZM104 140V139H103ZM164 140V141H165ZM170 140V139H169ZM168 140V141H169ZM203 140V139H202ZM206 140V139H205ZM204 140V141H205ZM211 140H212V138H211ZM211 140H208L207 139V141H209L208 143H211L212 141ZM218 140H220L219 138H218ZM224 140V139H223ZM231 140V139H230ZM239 140H242V139H239ZM64 141H63V144L65 145L66 143H64ZM73 141H75V140H73ZM92 141V140H91ZM139 141H141L140 139H139ZM139 141H137L138 142V144H137V146L138 145H140V143H139ZM187 141V140H186ZM211 141V142H210ZM244 141V140H243ZM252 141V140H251ZM262 141H263V139H262ZM261 141V142H262ZM57 142H58V144H59V141L58 140H56V143L53 141V143H55V144H57ZM87 142H89V141H87ZM134 142H135V140H134ZM170 142H175L176 143V141H170ZM182 142H183V140H182ZM213 142V143H214ZM10 143V142H9ZM46 143V142H45ZM48 143V142H47ZM50 143V142H49ZM60 143H62V141L60 142ZM73 143V144H72ZM86 143V142H85ZM90 143V142H89ZM95 143V142H94ZM98 143V142H97ZM166 143V144H165ZM177 143H178V141H177ZM177 143L175 144V145H177ZM187 143H189V141H187L185 144H187ZM223 143V142H222ZM246 143V142H245ZM257 143V142H256ZM256 143H254V144H256ZM262 143H264V142H262ZM4 144V143H3ZM5 144H7V143H5ZM57 144V145H58ZM70 144H68V145H70ZM82 144V143H81ZM124 144H129V145H131V144H133V145H131V146H127L128 148H126V150L128 149V151H126V153H124L125 152V150H124V152H123V150H122V148H120V150L122 151H120L119 150V147H123V149H124ZM172 144H174V143H172ZM180 144V143H179ZM184 144V145H185ZM192 144H194V143H192ZM195 144H197V143H195ZM200 144V143H199ZM204 145L205 143L203 142V143H201V145ZM227 144V143H226ZM2 144H0V147H3V146H1ZM14 145H16V144H14ZM45 145V144H44ZM47 145V144H46ZM52 145V144H51ZM60 145V144H59ZM71 145H70V148L72 149V147H71ZM87 145H89V144H86L85 146H84V144H83V146L84 147H86ZM122 145V146H121ZM183 145V144H182ZM183 145V146H184ZM206 145V144H205ZM211 145V144H210ZM229 145V144H228ZM247 145V144H246ZM246 145H245V147H246ZM249 145V144H248ZM250 145H252V144H250ZM50 145L48 144V147H49ZM56 146V145H55ZM55 146H53V149L55 148ZM61 147H59L60 148V151L64 148H62V145H60ZM66 147H69V146H67V145H65ZM83 146H82V148H83ZM93 146V145H92ZM98 146H99V144H98ZM137 146H135L136 148H137ZM186 146V145H185ZM196 146V145H195ZM207 146H209L208 144H207ZM234 146V145H233ZM237 146V145H236ZM239 146V145H238ZM16 147V146H15ZM43 147H46V146H43ZM47 147V148H48ZM65 147V148H66ZM91 147V146H90ZM94 147H96V146H93V148ZM168 147H170V146H168ZM179 147H181V146H179ZM188 147V146H187ZM187 147H185V148H187ZM191 147V146H190ZM197 147H198V145H197ZM201 147V146H200ZM232 147V146H231ZM257 147V146H256ZM56 148H58L57 146H56ZM56 148L53 150V149H51V148H49V150L45 153V152H43V153H45L43 156H42V158H51V159H53L52 161H51V159H50V161H51V163L53 164L54 163V161L56 160V157H54V155L53 154H56L55 152L53 153V151H56ZM59 148L57 149L58 151H59ZM78 149V147H75V149ZM81 148V149H82ZM87 148V147H86ZM85 148V149H86ZM98 148V147H97ZM103 148H106V149H103ZM136 148L134 149V150H136ZM143 148V149H142ZM174 148V147H173ZM238 148H240V147H238ZM244 148V147H243ZM247 148V147H246ZM251 147L249 146V148L248 149H250ZM255 148V147H254ZM1 149H4V147L3 148H1ZM84 149V148H83ZM132 149V150H133ZM166 149H168L169 151H170V149H172L171 147L170 148H166ZM177 149V148H176ZM175 149V150H176ZM184 149V148H183ZM257 148H255V150H256ZM262 149V147L259 149V150H261ZM264 149V148H263ZM10 150V149H9ZM40 150V149H39ZM43 150H45V148L43 149ZM42 150V151H43ZM51 150H53V151H51ZM64 150V149H63ZM62 150V151H63ZM66 150L68 151V149L66 148ZM65 150V151H66ZM70 150V149H69ZM72 150H74V149H72ZM72 150H70L71 152H74V151H72ZM88 150H90V149H88ZM137 150H138V148H137ZM164 150V151H163ZM168 150H166V151H168ZM187 150H189L190 151V149H187ZM204 150V149H203ZM205 150H204V152H205ZM238 150H241V149H238ZM253 150V148L251 149V151ZM1 151V150H0ZM33 151H35V150H33ZM38 151V150H37ZM37 151H35L36 152V154H37ZM57 151V152H58ZM61 151V152H62ZM66 151V152H67ZM91 151H92V149H91ZM130 151H131V149H130ZM177 151V150H176ZM183 151V150H182ZM194 151H197V150H194ZM201 150H199V152H200ZM243 151V150H242ZM9 152V151H8ZM32 152V151H31ZM31 152H28V153H31ZM64 152V151H63ZM88 152V151H87ZM134 152H136V151H134ZM138 152V151H137ZM186 152H188V151H186ZM192 152H193V150H192ZM216 152L218 153L217 155H214V154H216ZM260 152H262V151H260ZM2 153V152H1ZM40 153H41V151H40ZM40 153H38V155L40 154ZM65 153V152H64ZM70 153V152H69ZM69 153H68V155L65 153V154H62L63 155V157H64V155L67 157H70V155H69ZM90 153H92V152H90ZM144 153V152H143ZM168 153H170V152H168ZM182 153V152H181ZM180 153V154H181ZM184 153V152H183ZM201 153H202V151H201ZM228 153H231L230 155H228V157H226L225 156V154H228ZM247 154L249 153V151L248 152H246ZM251 153V152H250ZM3 154H4V152H3ZM11 154V153H10ZM32 154L34 155V153L32 152ZM36 154H35V156H36ZM70 154H72V153H70ZM74 154V153H73ZM77 154V153H76ZM87 154V153H86ZM89 154V153H88ZM93 154V153H92ZM128 154H130V153H128ZM133 154V153H132ZM145 154V153H144ZM162 154V153H161ZM179 154V153H178ZM199 154V153H198ZM243 156H242V155ZM247 154H245V155H247ZM258 154H259V152H258ZM25 155V154H24ZM31 155V154H30ZM31 156L30 158H32V157H35V156ZM127 155V154H126ZM170 155V154H169ZM175 156H177L176 154H174ZM189 155V154H188ZM194 155V154H193ZM250 155V154H249ZM251 155H253V152H252V154ZM15 156V155H14ZM23 156V155H22ZM21 156V157H22ZM40 156V155H39ZM56 156V155H55ZM58 156H59V153H58ZM57 156V157H58ZM78 156H79V153H78ZM164 157L165 156H167V155H163ZM162 156V157H163ZM174 156V157H175ZM179 156V155H178ZM181 156V155H180ZM183 156V155H182ZM187 156V155H186ZM190 156V155H189ZM188 156V157H189ZM254 156V155H253ZM20 157V156H19ZM19 157H12V158H15V160L13 159V161H11V159L10 160H8V161H11L12 163H10L9 162V164H10V166H12L13 165V163L16 161V158H19ZM60 157V156H59ZM87 157V156H86ZM102 157H105V156H102ZM142 157V156H141ZM144 157V156H143ZM157 157H159V158H157ZM161 157V158H162ZM163 157V158H164ZM174 157H173V159H174ZM188 157H185V158H187V159H185V158H183V159H185V160H188L189 159V161H190V159L193 157L192 156V154H191V158H188ZM206 157V158H205ZM28 158V156L26 157H24V160H26V159ZM45 158V160L47 161V159ZM55 158V159H54ZM100 158H101V156H100ZM153 159H155L154 157H152ZM167 158V157H166ZM245 158H247V157H245ZM244 158V159H245ZM1 159V158H0ZM9 159V158H8ZM20 160H18V161H20V162H18V161H16L15 163H14V166L15 165H21L22 163V161H23V158L21 159V158H19ZM33 159H35V158H33ZM102 159V158H101ZM105 159H108V162L106 161L105 162ZM149 159V160H148ZM180 159H182L181 157H180ZM258 159V158H257ZM3 160V159H2ZM36 160V159H35ZM38 160V159H37ZM43 159H41V161H42ZM166 160V159H165ZM172 159H170V161H171ZM184 160V161H185ZM27 161H29L30 162V159L28 160L27 159ZM27 161H23V162H25V165H21L22 167L23 166H28V164L26 165V162ZM38 161H40V159L38 160ZM45 161V162H46ZM63 161V160H62ZM247 161V160H246ZM254 161H255V159H254ZM1 162V161H0ZM6 162V161H5ZM5 162H3L4 164H5ZM31 162H33L32 160H31ZM34 162H36V161H34ZM44 162V161H43ZM49 162V161H48ZM173 162V161H172ZM177 162V161H176ZM247 162H249V161H247ZM246 162V163H247ZM253 162V161H252ZM2 163V164H3ZM21 163V164H20ZM166 163V162H165ZM186 163V164H185ZM254 163V162H253ZM2 164H1V168L2 169H0V170H2L3 171V169H4V167L5 166H9L8 165V163H6L5 164V166H4V164H3V166H2ZM36 164V163H35ZM175 164V163H174ZM248 164V163H247ZM250 164V163H249ZM17 165V166H18ZM32 165V164H31ZM30 165V166H31ZM45 165V164H44ZM65 165H68V164H65ZM71 165V164H70ZM73 165V164H72ZM253 165V164H252ZM262 165V164H261ZM264 165V164H263ZM17 166H15V167H13L14 169L17 167ZM32 166H34V164L32 165ZM78 166V165H77ZM22 167H20V168H22ZM35 167H36V165H35ZM45 167V166H44ZM69 167V166H68ZM7 168V167H6ZM10 168H12V167H10ZM10 168H9V170H10ZM27 168V167H26ZM74 168V167H73ZM254 168V167H253ZM256 168V167H255ZM256 168V169H257ZM13 169V170H14ZM32 169H34V168H32ZM6 170V169H5ZM4 170V171H5ZM7 170H8V168H7ZM8 170V173H9V175H6V176H3L4 174H5V172H0V173H2L3 175H2V179H4V178H8V176H10L12 173H11V171H9ZM17 170V169H16ZM29 170V169H28ZM38 170V169H37ZM264 170V169H263ZM19 171V170H18ZM17 171V172H18ZM262 171V170H261ZM21 172V171H20ZM20 172H18L19 174H20ZM23 172H25L24 170H22V172L21 173H23ZM13 173H14V171H13ZM15 175H17L16 174V172L14 173ZM13 174V175H14ZM91 174H93V175H91ZM22 175V174H21ZM111 176H113L114 177V180H116L115 178H118V179H126V181L127 180H129L126 184L125 183H123V184H125V186L124 185H121L119 182H117V180H116V182H114V181H109V179L107 180V178L108 177H110V179H111ZM1 177V176H0ZM10 178V177H9ZM183 178V179H184ZM191 178V179H190ZM201 179L202 180H206L207 182H205L206 184H203V183H199V181L198 180H200L201 181ZM119 181H121V180H119ZM123 181H125V180H123ZM178 182L179 183H181V185L180 184H178ZM185 182V181H184ZM132 183V182H131ZM185 183H187V182H185ZM37 184V185H36ZM134 184V183H133ZM145 184V185H146ZM184 184V183H183ZM191 184H193L192 183V181H191V183H189V186L187 187L185 184V188L187 189V188H189L190 186H191ZM144 185V184H143ZM144 185V186H145ZM194 186V187H195ZM32 187V186H31ZM191 187H193V186H191ZM190 187V188H191ZM194 187L192 188V190L194 189ZM184 188V189H185ZM214 188H216V189H214ZM259 188V187H258ZM263 188V187H262ZM261 188V189H262ZM31 189V190H30ZM143 189V196H144V189H145V187L144 188H142ZM183 189V188H182ZM183 189V190H184ZM219 191H218V190ZM260 189V188H259ZM258 189V190H259ZM188 190V189H187ZM212 190H214V191H212ZM215 190H217V191H215ZM262 190H264V188L262 189ZM139 191H141V190H139ZM182 190H181V188H180V193H181V196H182V192H181ZM186 191V190H185ZM189 191H191V189H189ZM202 191V192H203ZM221 191V192H220ZM232 191V190H231ZM259 191H261V190H259ZM45 192H44V194H45ZM153 192V191H152ZM178 192V191H177ZM176 192V193H177ZM186 192H188V191H186ZM186 192H184L185 194H189V193H186ZM192 192H194V191H192ZM191 192V193H192ZM41 193V192H40ZM43 193V192H42ZM148 193V194H149ZM170 193V192H169ZM173 193V195L175 194L174 192H172ZM179 193V194H180ZM190 193V194H191ZM195 194H196V192H194ZM197 193H199V192H197ZM218 193H217V196H218ZM234 193V192H233ZM146 194H147V192H146ZM147 194V195H148ZM171 194V193H170ZM170 194H168V195H166V196H169ZM190 194H189V196L188 195H185V197L184 198H188V197H190ZM194 194V195H195ZM211 194V193H210ZM141 195V196H142ZM156 195V194H155ZM155 195H153V197H156ZM161 195V196H162ZM172 195V196H173ZM175 195H177V196H180V195H178V194H175ZM193 195V196H194ZM197 195L199 196V194H196V196L195 197H197ZM221 195H219V196H221ZM231 195V194H230ZM240 195V194H239ZM165 196V197H166ZM184 196V195H183ZM183 196L182 197H179L180 199L182 198L183 199ZM186 196H188V197H186ZM200 196H201V194H200ZM202 196H205V195H202ZM226 196L225 197H223V198H220V200L222 199L223 201H225V199H226ZM233 196H235L234 194H233ZM241 196V195H240ZM239 196V197H240ZM257 196L258 195H256L255 197V199H257ZM163 197L161 198V199H163ZM170 197V196H169ZM174 197L175 196H173V199H174ZM191 197H192V195H191ZM238 197V198H239ZM42 198H40V200L42 199ZM160 198V197H159ZM171 198V197H170ZM170 198H168V200H163V204H164V201L165 202H169L170 200H172V199H170ZM178 198V197H177ZM178 198V199H179ZM203 198V197H202ZM217 198V197H216ZM215 198V199H216ZM219 198V197H218ZM227 198H229V197H227ZM231 198H232V196H231ZM237 197L236 198H234V200L235 199H238ZM242 198H243V196H242ZM241 198V199H242ZM244 198H247L246 196H244ZM22 199V198H21ZM42 199V200H43ZM190 199V198H189ZM198 199H199V197H198ZM198 199H197V201H198ZM209 199V198H208ZM214 199V198H213ZM233 199V198H232ZM240 198H239V200H241ZM25 200V199H24ZM31 200V199H30ZM29 200V201H30ZM159 200V199H158ZM175 200H177V199H175ZM185 200V199H184ZM192 200H194V199H192ZM201 200H203V199H201ZM201 200H199V201H201ZM210 200V199H209ZM219 199H218V201H220ZM228 200V199H227ZM234 200H232V201H234ZM244 199H242V201H243ZM31 201H33V200H31ZM30 201V202H31ZM45 201V200H44ZM47 201V202H48ZM51 201V202H50ZM59 201H61V200H59ZM143 201V200H142ZM141 201V203H143ZM145 201V200H144ZM161 201V200H160ZM173 201V200H172ZM177 201H179V200H177ZM195 201V200H194ZM206 201V200H205ZM211 201H215V200H211ZM210 201V202H211ZM216 201H217V199H216ZM228 201H231L230 199L228 200ZM241 201V202H242ZM54 202V201H53ZM180 202V201H179ZM183 202V201H182ZM180 203L181 204V206H182V204H185V202L184 203ZM192 202V201H191ZM204 202V201H203ZM209 202V201H208ZM222 202V201H221ZM235 202V201H234ZM233 202V203H234ZM237 202V201H236ZM240 202V201H239ZM238 202V203H239ZM243 202H245L246 203V205H248L247 203H248V201H243ZM259 202V201H258ZM263 202V201H262ZM35 203V202H34ZM57 203V202H56ZM63 203V202H62ZM188 203V202H187ZM193 203V202H192ZM211 203H214V202H211ZM236 204V205H240V204ZM245 203H244V205H245ZM249 203L250 204H253V203H251L250 201H249ZM37 204V205H36ZM35 205H32V204H30V206H28V207H26V208H24V205L25 204H21L22 206H20V204H19V206H17V209H15V210H12V211H9V210H7V209H0V222L2 221V222H4V223H6L7 222V224L8 223H12V224H14V226L12 225V224H10L12 227H14L15 228V226H16V223H19V222H17V217L20 215V219H18L19 221H21L20 223H25L26 225H28L26 222L27 221H30V224H31V220H32V222H34L33 221V219L35 220V222L34 223H37V220L36 219H39V218H41V217H44V218H46L45 216H50L51 217V215L53 216L54 214H53V211L52 210H54L55 208V210L56 211H60V209H57L58 208V205H59V203H58V205H56V206H54L53 208L51 207V208H49L48 206H50V205H48L47 207L48 208H46V204H45V206H44V204H42V203H40L41 205H43L44 206V208L45 209H43L42 208V206L41 205H39L38 203H36ZM75 204V203H74ZM171 204V203H170ZM174 204V203H173ZM173 204H172V206H173ZM179 204V203H178ZM194 204H197V203H194ZM203 204H205V203H203ZM215 204H216V202H215ZM215 204H210V206H208V208L205 206V205H209V204H205V205H203L202 207L203 208H207V209H203V211H201V213H198V214H194L192 217H191V219H189V221H192L190 224H191V226L189 225H182V223H185V222H182V221H180V222H176L174 219H171V221L172 220H174L175 222H174V224H170V226L172 227V229H170V230H168V228H171L170 226L168 227V228H166V229H164L163 227V229H164V232H161V227H160V232L162 233H160L161 235H164L165 234V237H168L170 240H173V241H175L176 239H177V241H180V245H183V244H181L182 242H184V251H182L183 249H181V251H182V254L180 255V254H175L176 252H174V254H170L169 253V248L168 247H163L165 250L164 251H166V248H168V253H169V255L167 256V258H166V256H164L165 258H166V261L168 262V264H188L189 262L190 263H192V264H204V263H206L205 261L206 260H208V259H206V257L207 258H209V254L207 253H203V252H209V251H213V250H209L208 249V247L205 245L206 244V242L204 243V241L202 242V243H200L199 245H198V243H196V246H195V244H192V240L191 239H193V238H197L198 236L201 238V240L202 239H206V238H209V237H211V235L213 236V235H216V233L215 232H219V233H221V237L222 238H224V240L225 241H227L228 243L229 242H231V240H233L234 242H235V244H237V245H241L242 247H243V234H242V237H241V235H240V232L243 230V228L246 230L247 228H249V230L250 229H252L256 234H258V236H259V233H261L263 230L262 229H264V222L262 221V220H264V219H262V217L263 216H261V218H259L260 216H259V214H257V212H256V214L253 212H251L250 210H249V212L248 211H246L245 209H243V207L241 208V207H237L236 205H235V207H237V208H235V209H233L232 210V207L230 208V209H228L227 210V208H225V209H222V206L221 207H218L219 206V204H218V206L217 205H215ZM259 204V203H258ZM29 205V204H28ZM31 205L33 206V208H31ZM61 205H63V204H60V206ZM76 205V204H75ZM155 205V204H154ZM154 205H151V206H154ZM158 205V204H157ZM156 205V206H157ZM162 205V204H161ZM166 205V204H165ZM165 205H162L163 207L165 206ZM168 206H169V203L167 204ZM255 206L257 205V204H254ZM41 206V207H40ZM150 206V207H151ZM161 206V207H162ZM164 207V209L166 208H169L168 210H171V212L172 213H175L176 212V217L174 216V214H169V215H166V214H164V209L163 208H161L162 210H163V212H162V214L160 213V214H157L158 216H160V217H158L157 215V217H158V220L156 221V222H164L163 220H166L167 218L169 219V218H173V217H175L176 219H177V215H181V211L178 213L177 211H175V212H173V210L170 208V207ZM171 206V205H170ZM171 206V207H172ZM176 207H177V205H175ZM174 206V207H175ZM180 206V207H181ZM187 206V208L189 207L188 206V204L186 205ZM192 206V205H191ZM191 206H190V209L191 210H193L192 208H197V207H192L191 208ZM196 206V205H195ZM223 206H225V205H223ZM252 206V205H251ZM250 206V208H251V210L252 209H254V210H258V208H259V206L257 207V209H255L254 207H251ZM65 207V206H64ZM69 207V206H68ZM77 207V206H76ZM79 207V206H78ZM144 207V206H143ZM158 207V206H157ZM173 207V208H174ZM175 207V208H176ZM180 207H178V208H180ZM229 207V206H228ZM61 208V207H60ZM79 208V209H80ZM84 208V209H85ZM140 208H141V210L143 211H140ZM149 208V207H148ZM186 208V209H187ZM245 208V207H244ZM249 208V207H248ZM249 208V209H250ZM262 208H263V206H262ZM34 209V210H33ZM50 209H52V210H50ZM63 209V208H62ZM146 209H147V206H146ZM150 209V208H149ZM149 209H148V211H149ZM161 209L159 210V212L161 211ZM166 209H165V211H166ZM260 209V208H259ZM264 209V208H263ZM81 210V209H80ZM80 210H79V212H80ZM86 210V209H85ZM157 210V209H156ZM176 210V209H175ZM178 210V209H177ZM181 210V209H180ZM185 210V209H184ZM200 210V209H199ZM77 210H75V213L77 214V212H76ZM150 211H152V210H150ZM179 211V210H178ZM188 211V210H187ZM190 211V210H189ZM78 212V213H79ZM147 212V211H146ZM185 212V211H184ZM258 212H259V210H258ZM261 212V211H260ZM55 213V212H54ZM81 213V212H80ZM110 213H115L116 214V218L115 219H117L118 218V220L119 221H111V216L112 215H109ZM149 213V212H148ZM147 213V214H148ZM152 213H153V211H152ZM168 213V212H167ZM263 213H264V210H263ZM16 214H19L16 218H15V220H14V216L16 215ZM57 214V213H56ZM70 214V213H69ZM84 214L83 215H81V216H84ZM115 214H114V216H115ZM188 214V213H187ZM79 214H77V216H78ZM151 214H149V216H150ZM152 215H154V214H152ZM151 215V216H152ZM182 215L184 216V213L182 212ZM186 215V214H185ZM21 216H22V218H21ZM56 216V215H55ZM118 216V217H117ZM148 216V217H149ZM150 216V217H151ZM156 216L154 215V216H152L153 217V219L155 220V218H156ZM182 216V217H183ZM54 217V216H53ZM87 217V216H86ZM155 217V218H154ZM180 217V216H179ZM19 218V217H18ZM88 218V217H87ZM264 218V217H263ZM23 219V220H22ZM75 219V218H74ZM73 219V220H74ZM115 219H113L112 218V220H115ZM149 219H151V218H148V220ZM262 219V220H261ZM45 220H47V219H45ZM77 220V219H76ZM95 220V219H94ZM109 220H110V222H109ZM147 220V221H148ZM42 221V220H41ZM78 221V220H77ZM84 221V220H83ZM96 221V220H95ZM95 221H94V223H95ZM170 221V220H169ZM170 221V222H171ZM186 221V220H185ZM1 222V223H2ZM45 222V221H44ZM84 222H86V221H84ZM158 222V223H159ZM173 222V221H172ZM171 222V223H172ZM187 222V223H188ZM29 223V222H28ZM42 223V222H41ZM75 223V222H74ZM88 223H90L89 221H88ZM165 223V222H164ZM163 223V224H164ZM28 225V227L29 226H31V225ZM33 224V223H32ZM77 224V223H76ZM120 224H118V225H120ZM160 224V223H159ZM169 224H166V226H168ZM19 224H17V226H18ZM70 225H72L73 226V224H70ZM69 225V226H70ZM92 225V224H91ZM95 225V224H94ZM107 225H109V226H107ZM131 225V224H130ZM134 225V224H133ZM148 225H150V224H148ZM165 225V224H164ZM174 226V228H173V226ZM9 226V225H8ZM10 226V227H11ZM16 226V227H17ZM20 226V225H19ZM35 226V225H34ZM67 226V225H66ZM68 226V227H69ZM76 226V225H75ZM75 226H73V230H70V232L72 231H81V229H82V227H81V229H80V227L79 228H76ZM85 226H87V225H85ZM84 226V227H85ZM88 226L90 227V224H88ZM93 226V225H92ZM107 226V227H106ZM113 226L115 227V228H113ZM24 227H25V225H24ZM23 227V228H24ZM51 227H53V226H51ZM71 227V226H70ZM74 227H75V229H74ZM77 227H78V225H77ZM88 227V228H89ZM105 227L107 228V229H105ZM118 227V226H117ZM131 227V226H130ZM147 227H150V226H147ZM146 227V228H147ZM155 227V226H154ZM26 228H27V226H26ZM41 228V227H40ZM54 228L55 227H53V229L51 230V229H47L49 232H50V234H52L51 232L54 230ZM113 228V229H112ZM128 228V227H127ZM157 228H159V227H157ZM156 228V229H157ZM22 229V228H21ZM34 229V228H33ZM44 229V228H43ZM55 229H57V228H55ZM69 229V228H68ZM79 229V230H78ZM90 229V228H89ZM105 229V230H104ZM123 229V228H122ZM130 229V228H129ZM152 229V228H151ZM39 230V229H38ZM84 230L85 229H83L82 230V232H81V234L84 232ZM91 230H92V228H91ZM117 230V231H116ZM145 230V229H144ZM238 230H240V232H238ZM26 231V230H25ZM28 231V230H27ZM31 231V230H30ZM36 231V230H35ZM41 230H39V231H37V232H40ZM59 231H62V230H59ZM80 231H79V233H80ZM87 231H89V230H86L85 232H87ZM100 231H98L99 232V234H100ZM136 230H134V232H135ZM137 231H138V229H137ZM136 231V232H137ZM141 232H143V230H140ZM154 231V230H153ZM152 231V232H153ZM157 231V230H156ZM158 231V232H159ZM251 231V230H250ZM48 232V233H49ZM65 233H66V231H64ZM68 232V231H67ZM91 232V231H90ZM89 232V233H90ZM129 232V231H128ZM133 232V234L134 235H136L135 233ZM139 232V231H138ZM137 232V233H138ZM141 232H139V233H141ZM155 232V231H154ZM243 232V231H242ZM28 233H30V232H28ZM27 233V234H28ZM47 232H43V234H46ZM56 233V232H55ZM57 233H59V232H57ZM88 233V232H87ZM87 233H86V235H87ZM106 233V232H105ZM106 233V234H107ZM108 233V234H109ZM132 233V232H131ZM215 233V234H214ZM247 233V232H246ZM252 233V232H251ZM24 234H26V232L24 233ZM32 234V233H31ZM37 234V233H36ZM39 234H42V232L41 233H39ZM34 235V236H32L33 237V241H32V237L31 238H29V236L27 237H25V235H23L22 237H25L26 238V240H27V238H29L28 240H30L31 239V241H32V243L33 242H35V243H37L36 241H35V239L34 238H36V239H41L42 238V236H44V235ZM64 234V233H63ZM62 234V235H63ZM66 234H68V233H66ZM72 234V233H71ZM93 234H95V233H93ZM97 234V236H98V233H96ZM102 234V233H101ZM128 234V233H127ZM158 234V233H157ZM250 234V233H249ZM261 234H263V233H261ZM54 235V234H53ZM61 235V234H60ZM83 235V234H82ZM105 235V234H104ZM130 235V234H129ZM133 235V236H134ZM147 235V234H146ZM250 235H252V234H250ZM249 235V236H250ZM18 236V235H17ZM17 236H15V237H17ZM21 236V235H20ZM20 236H18V237H20ZM47 236V235H46ZM65 236V235H64ZM75 235L73 234V236H71L70 235V237H74ZM81 236V235H80ZM84 236H85V233H84ZM89 236V235H88ZM92 236V235H91ZM94 236V235H93ZM92 236V237H93ZM96 236V237H97ZM122 236V235H121ZM120 236V237H121ZM201 236H203L204 238H202ZM209 236V237H208ZM14 237V238H15ZM41 237V238H40ZM45 237V236H44ZM62 237V236H61ZM86 237V236H85ZM100 237V236H99ZM130 237V236H129ZM198 237V238H199ZM247 237V236H246ZM253 237V236H252ZM262 237V236H261ZM261 237H258V238H261ZM47 238V237H46ZM48 238H49V236H48ZM53 238V237H52ZM78 237H76L75 239H77ZM81 238H82V236H81ZM89 238V237H88ZM87 238V239H88ZM91 238V237H90ZM94 238V237H93ZM135 238V237H134ZM147 237H145V239H146ZM178 238H182V239H184V241L182 240V242H181V240L179 239L178 240ZM218 238V237H217ZM263 238V237H262ZM12 239V238H11ZM50 239H51V237H50ZM80 239V238H79ZM82 239H84V238H82ZM92 239V238H91ZM99 239V238H98ZM97 239V240H98ZM122 239V240H121ZM138 239H140V238H138ZM150 239V238H149ZM155 239V238H154ZM153 239V240H154ZM175 239V240H174ZM194 239V240H195ZM17 240V239H16ZM24 238H18V240H17V242H14L16 245H17V243H18V241L20 242V244H22V243H25V241H26ZM41 240H44L43 238L41 239ZM52 240V239H51ZM81 240V239H80ZM86 240V239H85ZM124 240V241H123ZM130 240V239H129ZM152 240V239H151ZM151 240H149V241H151ZM166 240V239H165ZM190 240H191V242H190ZM197 240V239H196ZM12 241V240H11ZM10 241V242H11ZM14 241V240H13ZM46 241V240H45ZM91 241V240H90ZM89 241V243H91ZM134 241V240H133ZM132 241V242H133ZM139 241V240H138ZM138 241H135V242H138ZM158 241V240H157ZM167 241V240H166ZM177 241H176V243H177ZM220 241V240H219ZM22 242V243H21ZM27 242V241H26ZM52 242H53V240H52ZM77 242V241H76ZM112 242V243H111ZM234 242H231V245L232 244H234ZM257 243H259L258 241H256ZM264 242V241H263ZM6 243V242H5ZM7 243H9V242H7ZM27 243H30L31 244V242L29 241V242H27ZM26 243V244H27ZM35 243H33L34 245L33 246H36L37 244H35ZM39 243H41L42 244V241L40 242L39 241ZM78 243V242H77ZM76 243V244H77ZM85 243V242H84ZM139 243V242H138ZM138 243L137 244H135V245H138ZM144 243H145V241H144ZM146 243L148 244L149 242L148 241H146ZM152 243V242H151ZM195 243V242H194ZM217 243V242H216ZM249 243V242H248ZM12 244H13V242H12ZM19 244V243H18ZM19 244V245H20ZM26 244H22V245H26ZM41 244H39V245H41ZM55 244V243H54ZM130 244H132V246L134 245V243H130ZM142 244H143V242H142ZM155 244H157V243H155ZM247 244V243H246ZM253 244V243H252ZM264 244V243H263ZM4 245V244H3ZM46 245V244H45ZM79 245V244H78ZM89 245V244H88ZM87 245V246H88ZM140 245V244H139ZM164 245V244H163ZM210 245V244H209ZM248 245H250V244H248ZM7 246V245H6ZM5 246V247H6ZM12 246V245H11ZM10 246V247H11ZM32 246V245H31ZM49 245H47V247H48ZM56 246V245H55ZM131 246V245H130ZM144 246V245H143ZM147 246V245H146ZM151 246V245H150ZM149 246V247H150ZM170 246H172V245H169V247ZM260 246V245H259ZM261 246H262V244H261ZM5 247H3V248H5ZM42 247V246H41ZM41 247H39V248H41ZM57 247V246H56ZM79 247H80V245H79ZM138 247V246H137ZM137 247H135L136 248V250H137ZM211 247V246H210ZM220 247V246H219ZM240 247V246H239ZM238 247V249H240ZM242 247H241V251L243 250L242 249ZM252 247V246H251ZM258 247V246H257ZM12 249H13V247H11ZM15 248H19L18 246L17 247H15L14 246V249ZM21 248V247H20ZM26 248H28V246L26 245ZM33 248V247H32ZM35 248V247H34ZM37 248V247H36ZM44 248V247H43ZM42 248V249H43ZM46 248V247H45ZM49 248H50V246H49ZM132 248V247H131ZM135 248H133L134 249V251H136L135 250ZM141 248V247H140ZM143 248V247H142ZM148 248V247H147ZM214 248H216V247H214ZM235 248V247H234ZM237 248V247H236ZM261 248V247H260ZM264 248V247H263ZM22 249V248H21ZM20 249V250H21ZM23 249H24V247H23ZM41 249V250H42ZM61 249V248H60ZM82 249V248H81ZM138 249H139V247H138ZM146 249V248H145ZM158 249V248H157ZM160 249H161V247H160ZM177 249V248H176ZM246 249V248H245ZM255 249V248H254ZM262 249V248H261ZM3 250V249H2ZM26 250V249H25ZM29 249H27V251H28ZM38 250H40V249H38ZM40 250V251H41ZM149 250V249H148ZM156 250V249H155ZM155 250H153V251H155ZM171 250V249H170ZM173 250H175V249H173ZM258 250H260L259 248H258ZM263 250V249H262ZM14 251V250H13ZM17 251V250H16ZM45 251H46V249H45ZM64 251V250H63ZM80 251V250H79ZM84 251V250H83ZM133 251V252H134ZM140 251H142V249L141 250H139L138 251V253L140 252ZM146 251V250H145ZM180 251V252H181ZM2 252H4V251H2ZM1 252V253H2ZM11 252V251H10ZM18 252V251H17ZM21 252H22V250H21ZM41 252H43V250L41 251ZM70 252V251H69ZM77 252V251H76ZM86 252V251H85ZM84 252V253H85ZM131 252V251H130ZM130 252H129V254H130ZM133 252H131V254L133 253ZM149 252V251H148ZM243 252V251H242ZM37 253V252H36ZM87 253V252H86ZM127 253H128V251H127ZM142 253H145V252H142ZM142 253H141V255H142ZM154 253V252H153ZM152 252H151V254H153ZM155 253H156V251H155ZM162 253V252H161ZM160 253V254H161ZM164 253H166V252H164ZM172 253V252H171ZM177 253H178V251H177ZM183 253H185V254H183ZM255 253V252H254ZM13 254L15 255V254H17V255H15V256H18V255H20V252L19 253H14L13 252ZM21 254H23V253H21ZM39 254V253H38ZM60 254V253H59ZM61 254H63V253H61ZM66 254V253H65ZM82 255H83V253H81ZM88 254H87V256L86 257H84L83 259V261H81L82 263H84V264H86L84 261H87V260H85V259H87V257H88ZM135 254H137V253H135ZM157 254V253H156ZM258 254V253H257ZM39 255H41V254H39ZM43 255V254H42ZM81 255V256H82ZM83 255V256H84ZM126 255V254H125ZM128 255V254H127ZM126 255V256H127ZM133 255V254H132ZM146 255V254H145ZM148 255V254H147ZM228 255V254H227ZM227 255H224L225 257H228ZM5 256V255H4ZM47 256V258L49 257L48 256V254L46 255ZM59 256V255H58ZM130 256V255H129ZM149 256V255H148ZM223 256V257H224ZM9 257V256H8ZM22 257V255H20V258ZM23 257H24V255H23ZM95 257H93V258H95ZM131 257V256H130ZM135 257V256H134ZM133 256H132V259L131 260H133V258H134ZM141 257H144V256H139V258L140 259H138V260H142V259H144V258H146V257H144V258H141ZM184 257V258H183ZM224 257V258H225ZM240 257V256H239ZM238 257V258H239ZM245 257V256H244ZM1 258V257H0ZM3 258V257H2ZM18 258V257H17ZM20 258H18V259H20ZM53 258V257H52ZM51 258V259H52ZM79 258V257H78ZM77 258V260H78V262L79 263H81L80 262V259H78ZM89 258V257H88ZM97 258V257H96ZM103 258V259H104ZM120 258V257H119ZM138 257H137V255H136V257H135V260L137 259ZM148 258H150V257H148ZM165 258H164V260H165ZM183 258V259H182ZM212 258H214V257H212ZM241 258V257H240ZM46 259V258H45ZM117 259H118V257H117ZM125 259V258H124ZM158 259V258H157ZM159 259H160V257H159ZM158 259V260H159ZM187 259L189 260V262L188 263H186L187 262ZM242 259V258H241ZM3 260V259H2ZM17 260V259H16ZM15 260V261H16ZM71 260H73V259H71ZM70 260V261H71ZM82 260V259H81ZM91 260V259H90ZM94 260V259H93ZM96 260V259H95ZM102 260V259H101ZM101 260H99V261H101ZM105 260V259H104ZM106 260H108V259H106ZM111 260V259H110ZM115 260V259H114ZM145 260V259H144ZM144 260L143 261H141V262H143V263H138V264H152V262H150V261H145L144 262ZM149 260V259H148ZM14 261V262H15ZM51 261V260H50ZM69 261V260H68ZM92 261V260H91ZM112 261V260H111ZM118 261H120V260H118ZM156 261V260H155ZM160 261H162L161 259H160ZM160 261L157 263V264H162V262L160 263ZM166 261H163V262H165L166 263ZM224 261L225 262H228L227 260H225L224 259ZM233 261V260H232ZM239 261V260H238ZM6 262V261H5ZM13 262V263H14ZM18 262H19V260H18ZM48 262V261H47ZM66 262H67V260H66ZM74 262H75V264H76V260H74ZM77 262V263H78ZM105 262H107V261H105ZM104 262V263H105ZM110 262V261H109ZM114 262H116V261H114ZM216 262V261H215ZM223 262V260L221 261V263ZM236 262V261H235ZM69 263V262H68ZM81 263V264H82ZM96 263V262H95ZM112 263V262H111ZM135 262H133V264H134ZM189 263V264H190ZM220 263V264H221ZM224 263V262H223ZM222 263V264H223ZM240 263H242V262H240ZM249 263V262H248ZM88 264V263H87ZM90 264V263H89ZM107 264H110V263H107ZM125 264V263H124ZM219 264V263H218ZM233 264V263H232ZM239 264V263H238ZM247 264V263H246ZM250 264V263H249Z\"/></svg>",
    "mask_w": 264,
    "mask_h": 264
}]
</instances>
